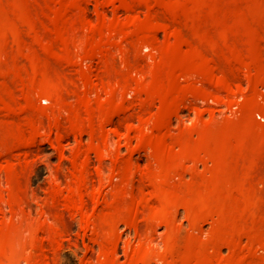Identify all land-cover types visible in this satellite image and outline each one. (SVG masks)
<instances>
[{
	"label": "rangeland",
	"instance_id": "obj_1",
	"mask_svg": "<svg viewBox=\"0 0 264 264\" xmlns=\"http://www.w3.org/2000/svg\"><path fill=\"white\" fill-rule=\"evenodd\" d=\"M29 1H31V2H29ZM29 1H27V0H24V1L23 0H15V1H13V0H11V2H10L8 0V2H5V3L2 2V0L0 1V3H1L0 4V22H1L0 31L3 33V35H2V33L0 32V37L2 39L1 41L4 42V43L0 42L2 44V45L0 44L1 47L4 48L3 52L0 53L1 54L0 55L1 56L0 57V66L2 68L3 67L4 68H10L9 69L10 72L12 70H14L11 73L8 70L9 75L6 76V74H7V73H5L6 69H4L5 70L4 71L2 68H0V84L2 82V84L0 85V88H2L0 91V96H1L0 98L2 100V101L0 100V106L3 107V108L1 107L3 110L0 108V120L5 119V118L6 119L13 118L14 114L16 116V112H17L18 117L16 116L17 117L16 118L14 116V120L10 119L11 121H15V119L20 120L21 119L20 117H22V119H21L22 122H21L20 126H18V127H8L7 126L4 128L3 125H0L1 131L2 132L4 131L3 136H2V132L0 131L1 132L0 133V139L1 138L3 139V140L2 139L0 140V143L2 141V143L0 144V148H1V150L4 149V152H3V150L0 151V158H1L2 154H4L3 157L0 159V165H1L0 166V264H233V261H235V260L239 261V260H237L238 256L240 258V261H243V263L246 262L247 259H250V261L252 262L250 264H253L252 260L257 262L258 264H259V262H261L260 264H262V262H264V260H263V258H264V231L262 232V234H263V236H262V234H258L255 229L252 230L251 225L248 226L251 223H247L248 225H246L244 227V225L241 222H244V220L245 221L250 220L249 217H244V219H242V217L239 216L242 220L241 219L239 220L238 217H235L236 222L238 224H240V226L243 225L242 229H244V231L241 229V227H238L239 225L236 224V222L233 223L234 222L233 216H232V218H231V216L229 217V218H231L230 221L231 220L233 221L231 223L227 221V220H229V218H227V215H225L224 217L223 216L220 217L217 215L212 216V215H206L205 214L206 218H204L203 214H201L202 220H200V217H199L200 213H196L194 210L193 211L191 210L192 207L193 208L195 207V204L193 203V202H195L194 200H192V202H191V200H182V199H178V198L175 199V198L171 197V194L169 193L170 184L173 185L172 183H175L176 185H179V184H177V183H179V182H177L179 180H180V183H183L186 180L188 181L190 177L192 178L196 174L194 172H196L197 170L201 171L200 170L201 164L199 162H186L185 166L183 167L182 170L176 169L175 171L172 172L170 168L163 165V161L166 160V158H167V154L165 155L163 148L161 150H158V153H157V151L154 152V150L151 149V147L148 148V146H149L148 143L145 140H143V138H142V136L144 137V136H146V134L151 132V130L153 128V125L151 122L154 121V118L156 117V113L158 115V109H159L158 107L159 106H158L157 102H152V103L148 104L147 99H146L147 93L143 92L144 90L142 91L141 88L144 87V83H145V85H147V83L149 82L148 79L151 80V78H152V77H150L152 74L151 70H153V68H154L153 65L155 64V61H157L156 60L157 51H156V49H154L151 46L154 44V42L158 43L161 40V38L163 40L164 39L163 37H165L164 34L169 35V33H171V30H167V28L170 29V27H169L170 25H173V23L169 25V23H171L169 18L171 17L172 19H175L176 21H178V20L180 21L182 18V20L183 21L185 20L186 22L192 21L194 18L196 20V17L211 20L212 12L217 11L220 13L219 15H220L221 20H222L225 18V14L228 11H231L230 8L233 6V3L235 0H227L228 2L226 0H224L225 3L222 0H217L221 4L219 2H217L216 0H205V1L204 0H194L193 5L191 3L189 4V1H187V3H186L183 0H178V1H182L183 4L176 1V0H170L171 2H166L169 0H164V1H162V0H146V1H148V3L147 2L145 3L144 0H134V3L132 2V0H129V1L128 0H126V1L125 0H118L119 3L117 2V0H114V1L111 0V2H110V0H103V1L102 0H99V1H97V0H77V1L76 0H54L53 1L52 0L51 2H50V0H29ZM32 1L33 2L36 1L37 3H35V2L33 3ZM161 1L165 2V3H161ZM172 1L174 2V4ZM231 1L233 3H231ZM236 1H238V0H236ZM239 1H249V0H239ZM123 2L125 3V6L122 5ZM152 2H154V3H152ZM159 2H160V4H159ZM190 2H192V0H190ZM195 2L197 3V5L200 3L201 5L200 4L198 5L200 7H198L195 4ZM201 2H203L204 4ZM2 3H3V5H2ZM205 3L207 4V7L209 6L208 9H205V8H207ZM229 3H231V4H229ZM132 4H133V7H132ZM153 4H155V5H153ZM162 4H163V7H161ZM165 4L167 7L169 6L170 9L172 8V6L175 5L173 7L174 10L173 9H171V10L175 11L174 12L175 14L174 13L173 14L176 17H173V16L169 17L166 15L168 13L165 12V8H166ZM228 4L230 6H228ZM222 5H224L225 7H223ZM81 6L82 7L84 6V7L81 8ZM149 6H151V7H149ZM189 6H190V8H189ZM217 6L218 7L221 6L222 8L221 7L218 8ZM226 6H228L230 8H228ZM120 7L123 8V10ZM125 7L126 8L129 7L133 12L129 8H127V10H125L126 9ZM135 7L136 8L138 7V8L136 9ZM146 7H149V8L147 9ZM195 7L200 9V10H197L199 13L195 10L196 9ZM75 8H76V10L78 9L79 11H76ZM159 8H161L162 10ZM223 8L227 9L228 11H225ZM192 9L194 10V12ZM210 9H213V10H210ZM219 9L225 11L226 13L220 11ZM98 10H100L101 12ZM136 10H137V12H136ZM140 11H142V12H140ZM155 11L157 12L156 13L157 15H155ZM177 12L179 15L177 14ZM190 12H192L193 14H191ZM99 13H101V14L99 15ZM134 13L137 16H134ZM188 13L192 16L191 17L189 15L191 18H193L192 20L187 15ZM141 14H143V15H141ZM146 14L148 16H151V18L153 17L152 18L153 21H151V20H150V22L147 21L149 24L144 23L145 25H147L146 28H145V25L143 28H142V26L138 28V24L136 25L135 23H137L138 21H139V23L142 21L144 22L145 21L144 19H146L148 17V16L146 17ZM80 15H82L83 17ZM132 16L135 17L134 21H133ZM162 16H165V17L162 18ZM178 16H180L179 17L180 19L177 20L176 18H178ZM187 16L189 17V19ZM77 17H78V19H77ZM85 17H86V19H85ZM112 17H114V20ZM115 17H117V18H115ZM131 17H132V19H131ZM143 17H145V18H143ZM158 17H160V18L158 19ZM166 17H168V18L166 19ZM110 18H111V20H110ZM118 18L121 21H118ZM161 18L167 20V22L163 21L161 24V22H160V21H162V20H160ZM87 19L91 20V21H89V25L92 26L91 27L92 31L90 29V26L88 27V21H86ZM95 19L97 22H94ZM100 19H101V21H100ZM112 20L114 21L113 25H110L112 23ZM116 20H117L118 24H116L114 26V23H117ZM128 20H130V23L128 22ZM71 21H73V22H71ZM92 21H93V23H92ZM102 21L104 23V26H103V24L101 26ZM154 21H156V22H154ZM222 21H225V19ZM78 22H80V23H78ZM106 22H108V23L105 26ZM121 22H126L127 24L121 23ZM153 22L155 23V25L150 24ZM158 22L160 23L161 26L163 25L164 28L157 25L156 23H158ZM32 23H34V24L32 25ZM4 24H5V26H4ZM8 24H9V26L11 24L12 25L14 24V25L13 26L11 25L12 26V28H11V26L10 27L7 26ZM83 24L86 27H84ZM27 25H29L28 30L31 33H29V31L26 30L28 28ZM68 25H70L71 28ZM72 25H74V26H72ZM79 25H81L84 29ZM98 25H100V28L104 27V28H102L104 30H100V32H99V29L97 30V28H99ZM134 25L136 26V30H137V28H138V30L133 33V35L136 33L135 34L136 36L134 35V37H133L132 34H128V33L133 32L132 28L135 30ZM148 25H151V28ZM164 25H168V26H164ZM24 26H27V28H25ZM35 26H37V28ZM40 26H42V27H40ZM108 26H111V27L114 26L115 28L113 27V30H112V28L109 27V29H108ZM154 26H155V29L153 28V30H152V27H154ZM1 27H2V29L4 27V29H3L4 31L1 30ZM31 27H32V29H31ZM68 27L70 28L71 33H70V31H68L69 30ZM120 27H122V28H120ZM165 27H167V28L165 29ZM93 28H94V30H93ZM123 28L125 29V31ZM147 28L149 29L150 32H153L152 36L154 37V35H155L156 38L155 37L154 38L157 41L154 38H152V40L147 38V33H149ZM9 29L12 30V33L10 32ZM13 29H15L17 32ZM66 29H68V30H66ZM86 29H88L89 31L88 30L85 31ZM5 30L8 31L9 33L8 32L4 33ZM78 30L81 32V34ZM126 30H127V32H126ZM145 30H147V33ZM161 30L164 34H162V32H160ZM35 31H36V33H35ZM107 31H108V33H106ZM119 31H122L120 36L121 35L123 36L124 33L126 35V33H127L126 36L125 35L123 36L122 40H120V36L117 37L118 36L117 34L120 33ZM168 31H170V32H168ZM77 32H78V37H77ZM138 32L144 33V34L141 35ZM13 33H14L15 37L13 35H11L12 37H9L8 34H13ZM85 33H86V35H85ZM95 33H97V34H95ZM5 34H7L6 36H8V37H6ZM87 34H88V36L95 34V36L93 35L94 38L92 36H90L92 38V41L94 39L93 42L91 41V38L87 36ZM99 34H101L102 37L99 36ZM72 35L74 36V38L75 37L76 38L74 39ZM96 35L101 39L100 40L98 38L101 42H99L98 39L96 40V38H97ZM111 35H113L112 38H111ZM81 36H85L86 39L84 38L85 39L84 40L83 37H81ZM105 36H106V38H105ZM128 36H129V39H128ZM161 36H163V37H161ZM31 37L35 38V41L32 40ZM14 38H16L17 40H15ZM71 38L73 39V41L71 40ZM78 38H79V40H78ZM107 38H109V39H107ZM136 38L139 40H136ZM157 38H159V40ZM3 39L4 40L6 39V40L4 41ZM7 39L11 43H12V41H14V44L19 43L21 46L19 44L18 45L21 47L22 50L20 48H18V46L16 44H15V46L17 48H15V46H11L12 48L8 47L10 44L7 45L9 43V41ZM11 39H12V41H11ZM58 39H60L63 42V44H60L62 42L58 41ZM105 39L108 40V41L106 40L107 43L105 42ZM38 40H41V41L38 42ZM129 40H131V41H129ZM76 41H78L79 44L81 43L80 46L82 48L78 46L79 44ZM96 41H98V42H96ZM127 41H129V43ZM53 42H54L55 46L58 48V52H57V50H54L56 47L53 46L54 45ZM57 42H59V44H57ZM36 43L38 45H40V47H38V46L36 47ZM42 43L45 46H43ZM89 43L91 45H92V43H94L95 46H93V45L92 46L95 48V50L92 46H90L92 49L87 45L85 46V44L90 45ZM99 43L101 45H99ZM120 43H122V44H120ZM3 44H5V45H3ZM14 44L12 43V45H14ZM33 44H35V45H33ZM71 44H73V45H71ZM130 44L132 46H130ZM107 45L111 46V48H109V47H108L109 49L106 48ZM154 45H156V43ZM6 46L8 47V50L9 49L12 50L11 52H10V50L8 51V52H10V55H11V56H9V58L6 57V55H5V54L8 55V52L6 50L7 49ZM30 46H31V49H30ZM102 46H104V47H102ZM114 46L116 48H118V51H115L116 49L114 48ZM76 47H77V49H76ZM86 47H88L91 50V52L94 53L93 54L94 57L90 53V50L86 51V49H85ZM101 47L104 51L101 49ZM33 48L34 49L38 48L39 52H38V50L36 51ZM78 48L81 50H78ZM123 48H125L126 50H124ZM155 48H157V47L155 46ZM23 49L24 50L28 49V51L30 53L25 52ZM105 49L109 50L107 53L111 52L112 54L110 53V56H109V54L107 55V53L105 52L107 50H105ZM121 49L123 50L122 52H121ZM31 50H32V53H31ZM84 50L86 51L87 56H88V54L89 55L91 54L90 55L91 57L88 56V57H90V59H88V57L86 58V55L82 54L83 52L85 53ZM99 50H102L101 52H102V54L104 53L105 57L103 55L100 56L101 54H100ZM20 51H22V53L24 52L23 54H21V59H20V57L18 58V56H20ZM78 51H81V52H79V54H78ZM96 51L98 52V54L96 53ZM52 52L54 53V55ZM41 53L43 54V57H42ZM47 53L48 54L50 53L49 57H51V58H49L47 56L48 55ZM56 53H57V55H56ZM95 53L97 54V56ZM115 53H116V55H115ZM125 53L128 56L127 58H126ZM14 54L15 55L17 54L18 60H16V57ZM24 54H28V55L32 54V58H31V56H28V58L30 57L28 59L27 56L24 57ZM39 54H41L40 56L42 58H44V61L42 60V58L39 57ZM76 54L78 55L79 59L76 58L77 57ZM80 54H81V56L83 55L82 58H81V56H79ZM128 54L129 55L131 54V56H132L131 61L132 62L130 61V56ZM121 55H122V57H121ZM74 56H76V57H74ZM107 56L111 57V59H114L113 60L114 62H118L120 60L123 64L119 62V64H120V66H119L118 63H116V64L113 63L111 61V59H110V62H108ZM2 57H4V58H2ZM5 57L8 60H6ZM10 57H11V59H10ZM54 57L56 59H53ZM99 57H101V58L99 59ZM115 57H117V58H115ZM118 57L120 58L119 60H118ZM22 59L26 60V63ZM30 59L32 61H30ZM71 59H73V61ZM91 59H93L92 63L90 62ZM102 59L104 61L107 60L105 62L106 64L111 63V66L113 68L110 67V70L105 68L107 65L106 64L103 65L104 62ZM115 59H117V60H115ZM123 59H125V61ZM153 59L155 61H153ZM77 60L78 61L80 60V61L77 62ZM86 60H87V62H85ZM94 60H96V62ZM27 61H29V62H27ZM36 61H37V63H36ZM93 61L95 62V64ZM148 62L152 65H150V64H149L150 66L147 65ZM152 62H154V63H152ZM27 64H28V66H26ZM92 64H94L95 66ZM113 64L118 65V66L115 67ZM78 65H79V67H78ZM84 65L87 68L91 67L92 70H88L89 68L86 70L85 69L86 67H84ZM11 66H13V67H11ZM103 66L106 69L105 70L103 68L105 71H103V69L102 70L100 69ZM26 67L28 69H30V71L32 73L30 71H28L26 69ZM30 67H32V68L34 67L35 69L32 70V68H30ZM71 67H74V68L72 69ZM75 67H78L79 70ZM117 67H119V68H117ZM120 67H122V70H124L123 72H122V70H120L121 69ZM124 67H126V68L124 69ZM148 67H149L150 74L147 70ZM11 68H12V70H11ZM35 70H37L36 73H38V74H36V75L38 76L39 79L37 78V76L34 73ZM26 71L29 74V75L27 74L29 82L28 81L26 82V80H27L26 79L27 78L26 77ZM79 71H81L80 72L81 74L79 73ZM114 71H116V72H114ZM98 72L101 75H99ZM33 73H34V76H32ZM42 73L44 74V76L42 75ZM88 73L91 75H88ZM92 73H93V75H92ZM109 73H111V74H109ZM112 73H115L116 75L112 74ZM146 73H148L150 75L149 78H147L148 75ZM17 74L21 75L22 77L16 76ZM85 74L88 77H86ZM118 74L120 75L119 78L117 77ZM10 75H12L13 77L11 78ZM80 75H81V78L83 77L82 79L80 78ZM72 76H74V77H72ZM90 76H91V78H90ZM104 76L105 77L107 76L108 79H110V82L112 81L113 83L112 82L107 83V81H106L107 77L105 78ZM2 77H6L7 79L5 80ZM40 77L41 78L44 77V81L41 84H39L41 81ZM101 78H103V80ZM115 78H116V80H115ZM24 79H26V80H24ZM72 79L75 80L76 82L73 81ZM84 79L87 82H85ZM145 79H147V80H145ZM183 79H186V77L185 78L184 77L183 78L178 77V82L182 81ZM14 80H15V82H14ZM21 80L22 81L24 80V81L22 82ZM120 80H121V82H120ZM6 81H8V83ZM80 81H81L82 86L79 85ZM99 81H101L102 83ZM145 81H147V82H145ZM17 82H20V83L18 84ZM84 82H85V85L83 84ZM88 82L90 84H88ZM75 83H76V85H75ZM97 83H98V85H97ZM104 83L107 84V86L104 85ZM119 83L120 84L122 83V86H120ZM141 83H143V84H141ZM3 84H5V85H3ZM9 84H11V86ZM15 84H18V85L14 86ZM20 84H22V85L20 86ZM35 84L37 86H35ZM109 84H111V85L109 86ZM139 84H140V86H139ZM17 86H18V88H20V87L21 88L17 89L16 88ZM92 86H94V87L92 88ZM117 86L120 87L119 89H121V92L117 88ZM76 87L78 88V90L76 89ZM81 87H82V89H81ZM103 87H104V89H103ZM105 87H106V89L108 88L107 90L110 94L107 92ZM94 88H95V91H94ZM98 88H99V90H97ZM7 89L10 91L9 93H7L8 92ZM26 89H27V94H26ZM30 89H32V90L30 91ZM79 89H81V90H79ZM87 89H89L92 93L89 90L87 92ZM100 89H101V91H100ZM21 90H22V92H21ZM3 91L6 93H4ZM14 91H16V92H14ZM17 91L20 92V94L19 93L17 94ZM116 91H117V93H115ZM140 91H142L143 93ZM72 92L74 93L75 96L77 95L76 98L74 96H72L73 95ZM102 92H103V94H102ZM3 93L5 94L4 96H3ZM23 93H25L26 95H24ZM28 93H30V95ZM71 93H72V95H71ZM6 94H8L9 96ZM96 94L98 95V98H97ZM112 94L114 96H117L119 98L120 102L122 103L121 111L123 113H121L120 111L118 112V110H119L118 107L120 106L121 103L117 104V102L119 103L118 98L114 97ZM83 95H85L86 97L87 96H90V97H88V100H86L85 99L86 97ZM99 95L101 97H99ZM106 95L108 96V99H106V101H104L103 99L106 98L105 97ZM121 95L122 96L124 95V96L122 97ZM6 96H8V98ZM11 96H13L14 100H17L20 109H17V106H15L17 103H15V101L13 102V98ZM223 96L226 99H224ZM223 96H222L223 100L220 102V105L222 103L223 104L225 103L224 100H226V103H225L226 105L225 104H224V106H222L223 104L221 105L225 109V110L222 109L223 111L222 110L221 111L222 112L225 111L226 113L225 112L224 113L221 112V113L225 116H230V117L233 114H237L238 113L237 111H240L239 105L242 104L241 101L243 99L241 100V98H237V99H239V100H237L235 98V102H236V105H235L234 101L228 102L227 97L224 94H223ZM4 97L7 98L8 102L5 101L6 99H4ZM10 97H11V99H10ZM77 97H81V98H77ZM91 97H93L96 100V101L94 100L95 103L98 100L101 102V103L100 102L96 103V104L99 103L98 107L96 105L94 107L93 106L94 104L92 105V103H94V102L91 101V99H92ZM120 97L122 98V101H121ZM208 98L206 100H204L203 98H200L202 101H200V99L197 98L198 104H199V102H200V104H202V105L199 104V106L203 107L206 104H212L213 103L212 101H214L213 104L216 103L213 98H211V97H208ZM72 99L77 100V102L75 101L76 106H74L76 109L72 106V104L74 103V102H72L73 101ZM83 99H85V100L83 101ZM80 100H82V101H80ZM109 100H110V102H111V100L112 101L114 100L113 102H111L112 108L110 107V110L107 107V106H110V103H107V102H109ZM124 100H125V103H124ZM9 101L11 102V104L12 103L13 104L11 105ZM20 101H21V103L24 104V106L25 105L27 106V107H25L26 110L24 109V106L20 103ZM141 101H142V103H141ZM204 101L205 102L207 101V102L205 103ZM3 102L4 103L6 102L5 103L6 107L3 106L4 104L3 105L1 104ZM83 102H84V104H83ZM86 103L88 105L90 104L89 108L91 109V111L89 110V108H87L88 106H85V105H87ZM115 103H116V105H115ZM137 103L139 104V106H137L138 105ZM79 104L82 106L81 109H78V107L80 108ZM7 105H9V110H10V113L12 112L11 113L12 116L9 113V110H7L8 109ZM13 105H14V107H13ZM73 105H75V104H73ZM114 105H115V107H114ZM186 105L182 106V108L180 107L179 110H176V112H175L176 114L175 113L173 114L174 117L173 116L170 117V120H169L168 124L166 125V127L168 126V128H166V129H168V131H176L178 129L186 130L187 129L186 127H188V128L192 127L191 126L192 124L190 125V122L193 123V125L195 127V122L197 119L196 118L193 119V117H197V114H194L193 112H195V110H192L190 107L188 108ZM5 108H6V111L4 110ZM12 108L15 109L16 111L11 110ZM113 108H115V110H117V112H115V114L113 112L114 111ZM234 108H235V110L236 109L237 110L235 111ZM21 109H24V110H21ZM104 109L108 110L109 114L108 113L107 114L109 115V117H108V115H106L107 111ZM146 109H148V111ZM86 110L88 111V114H87ZM257 110L253 111V118H255L254 119L255 121H258L257 123H262L263 121H261L257 117L258 115H256V114H258V112H259V114H262L264 116V113H261V111H262L261 109H260L261 111L260 110L257 111ZM4 111L5 112L8 111L7 115L3 114V113H5ZM19 111H21V113ZM23 111H26L28 113L29 121H28V116L25 115L27 113L23 112ZM104 111H105V114H104ZM110 111H112V113ZM254 112H255V114H254ZM125 113H127V115ZM128 114H129V116H128ZM148 114L150 117L148 116ZM217 114H219V113H217ZM9 115H10V117H9ZM87 115H88V118H87ZM93 115L95 117H93ZM103 115H105V118ZM124 115H125V117H124ZM194 115H196V116H194ZM26 116H27V118H26ZM84 116L86 118H84ZM122 116H123V119H119V118H122ZM131 116H132V119H131ZM143 116H144V119H143ZM30 117L34 118L35 120H32ZM116 117H117V119H116ZM95 118H97V119H95ZM101 118H103V120L105 119V121H102ZM148 118H150V120H148ZM180 118H182V119H180ZM187 118H188L189 122L186 120ZM256 118L258 120H256ZM140 119L141 120L143 119L144 122L143 121L142 122L144 124H146L147 130L143 129V128H145V125L142 126L143 124H141ZM183 119H184V121H182ZM26 120L28 121L27 124L24 123V121H26ZM99 120H101L100 123H99ZM121 120H122V122H120ZM123 120H125L127 123L124 122V124H123ZM192 120H193V122H192ZM89 121H91V122L89 123ZM146 121L148 122V124ZM177 121L179 122L180 126L177 125L178 124ZM34 122L35 123L37 122L36 123L37 125L34 124ZM118 122H119L120 126L118 125ZM170 122H171V124H170ZM149 123H151L150 124L151 128L149 127ZM108 124H110V125H108ZM122 124H123L124 128H123ZM125 124H126V126H125ZM128 124H129V126H128L129 129L127 128ZM138 124H140V125H138ZM28 125H29V127H26ZM103 125H105V126H103ZM30 126L34 127V128L32 127L34 129L32 132L29 130L31 128ZM90 126H91V128H90ZM108 126H109V128L111 127V130H109ZM114 126L115 127L117 126L116 129L114 128ZM118 126L121 128H119ZM137 126L140 128H138ZM160 126L161 125L157 126V128H159L158 131L162 130V132H163L165 127L162 126V128H160ZM21 127H24V128H21ZM131 127L134 130L137 128L135 131L137 133H138V131L140 134L144 132L143 133L144 135H139V134L134 133L133 132L134 130L131 131ZM14 128H15V131L18 130L19 133L20 134L22 133V136H24V137H22L21 140H19V138H20L19 133H18V136H16V137L14 136V134H15ZM19 128H21V130ZM117 128H118V130L120 129V131H119L120 134L118 133ZM4 129H6V131ZM113 129H114V131H113ZM8 130L10 131V133ZM148 130H150V132ZM11 131H12V133L13 132L14 133L12 134ZM111 131H112V133H111ZM108 132H109V134H108ZM105 133H106V135H105ZM9 134L10 135L12 134V135L8 136ZM32 134H33V137H32ZM113 134H115L116 137H114ZM117 134H118V136H117ZM134 134H135V136H134ZM59 135H61V137H59ZM192 136H194V135H192ZM27 137H29V139ZM135 137H137L139 140H142L143 143H146V146L144 144H142V142H139V145H138V139H136ZM6 138H8V139H6ZM9 139H11V141ZM15 140H18V144H16ZM24 140H26L27 142L26 143L23 142ZM104 140L107 143H104ZM3 141H5L7 144H5V142H3ZM20 141H22V142L20 143ZM32 142L34 143V146H33ZM3 143L5 144V146ZM10 143H13L12 146ZM19 143L22 146L20 145V147H19ZM23 143H25V144H23ZM27 145L30 148H28ZM130 145H131L130 149H132V150L129 149ZM134 146L137 148V150ZM13 147H14V150H16V151L13 150ZM16 147H17L18 151H17ZM24 149H25L26 153L24 152ZM138 149H140V150H138ZM5 150H6V152H5ZM128 150L131 151L132 153H130ZM8 151H9V153H8ZM113 151L116 153H114ZM137 151H138V153H137ZM13 153H15L16 155L14 154V155L10 156V154H13ZM17 153H18V155H17ZM24 153H25V156L22 157L24 155ZM109 153L110 154L112 153L111 156L109 155ZM151 153L154 154L153 157H152ZM113 155H115L116 157ZM157 155H158V157H157ZM131 156L133 157V162H134V160H136L138 162V164L136 162H134V164H133ZM125 157L129 159V162H127L128 159H126ZM119 158L122 160L121 161L122 163H123L124 158H125L126 159L125 162L127 165L125 163L122 164L119 161ZM3 159L5 160L4 162H3ZM154 159H155V162H154ZM6 160H9L10 164H12V162H13L12 167L10 164H8V165H10L12 170L6 169V168H9L8 166H6L7 165ZM28 161H30L29 166H28ZM115 161H117V162H115ZM15 162H16V164H15ZM17 162L20 163V165H24V164L26 165V167L24 166V171L27 170V171H25V172H27V175L24 174L25 172L23 171V168L20 165H19V169H18ZM21 162H23V163L21 164ZM152 162H153V164H152ZM3 163L4 164L6 163V165H3ZM151 164H152V166H150ZM13 165H15L16 168ZM206 165H207V163H206ZM155 166H157V170L155 169L156 168ZM137 167L140 169L139 171H137L138 170ZM191 167H192L193 171L194 170H196V171H194V172L191 171L190 170ZM13 168H14V172H13ZM19 170L22 172L20 173ZM151 170L154 171V173L153 172L151 173L150 172ZM8 171L11 173L12 177H8V176H10ZM11 171L13 172V174H15V176H13ZM139 172L141 174H139ZM148 172H149V175H147ZM18 173H20V175ZM22 173L24 174V176L26 178L23 176ZM143 173H146V176H148V178L145 175H143ZM21 176L25 179L21 178ZM155 177H156V179H155ZM140 179H141V182L145 184V186H143V184L141 182H139ZM11 180H13V182ZM14 180H15V182H14ZM8 182H12V184L10 185V184H8ZM24 182L26 185H24V187H22L21 184L23 185ZM138 182H139V184L141 183L140 184L141 186L138 184ZM16 183H17V185H15ZM164 183H165V185H164ZM168 184H169V186H168ZM13 185L18 190L17 189L14 190V188L12 190ZM137 185H139V187ZM10 186H11V188H10ZM6 188L9 191H6L7 190ZM23 190H25L26 194ZM140 190L141 191L143 190V191L141 192ZM13 191H14V194L17 193L18 197H20L22 200H20V198H17V200H18L17 201L14 198L16 194L13 197V193H12ZM165 191L167 193H165V196H164L163 192H165ZM10 192L12 193L11 194L12 196H10V194H9ZM143 192L145 193V195H143ZM140 193H142L141 196H139ZM152 193H154L156 195H154ZM21 195L23 197L27 196L26 199H25V197L22 198ZM133 195L134 196L136 195V197H139V198H143V201H142V199L138 200V202L140 204L142 203L143 205L142 204H141V206L138 205L139 203L137 204V200H136V198H133L134 197ZM147 195L149 198H147ZM9 196H10V199H9ZM143 196H145L147 199ZM12 197H13V199H15L17 202H20L21 204L15 202V200L11 199ZM163 197H164V199H163ZM24 199H25V201H23ZM148 199H149V201H151V200L153 201V202L151 201L152 204H151V202L148 201ZM155 199H157V200H155ZM161 200H163V202ZM178 200H180V201H178ZM12 202H15V203H13V205L14 204L16 205V208H14L15 210L13 209L14 206H12V204H10ZM144 202L147 204L145 205ZM158 202L163 203L162 207L160 206L161 203L159 205ZM133 203L134 204L136 203L138 206L136 204L134 206ZM148 203L151 206H148ZM155 203H158V207H157L158 209L153 208L154 206H152V205H155ZM18 204L22 205V206L18 207ZM189 204L191 205V207H188ZM131 205H133V207ZM10 206L12 209L10 208ZM145 206H147L148 208H146ZM17 207L20 209L17 210ZM109 207L110 208L112 207L111 211L109 210L110 209ZM129 207L131 210H128ZM159 207H161V208H159ZM116 208H118V209H116ZM151 208H153V211L150 214ZM112 210H113V212H112ZM119 210L121 212H118ZM125 210H128V212ZM124 211H125V214H124ZM106 212L108 215H110V214L111 215L115 214V215L114 216H108L106 214ZM127 213H129L130 215L129 214L127 215ZM131 213H133L134 215ZM144 213H145V216H144ZM104 214L107 217H105ZM116 214H117V216H116ZM150 215H151V218L149 217ZM103 216H104V218H103ZM147 216H148V218H147ZM127 217H129V218H127ZM197 217L199 218L200 222H199ZM212 217H214V218H212ZM216 217L217 218L220 217L219 219L224 218L225 221L222 219L219 222L218 220H216L217 219ZM143 218L145 221L143 220ZM146 218L151 223H149ZM194 218L197 220V222ZM130 219H131V221H130ZM134 220H135V222H134ZM226 221L229 224H226ZM147 222L149 224H147ZM212 222L216 223V224L214 225ZM223 222H225L224 225H222ZM194 223H195V226H193ZM244 223L246 224V222H244ZM135 224H136V226H135ZM176 224L178 227L176 226ZM231 224L233 226L235 225L236 227L231 226ZM133 225L135 227H133ZM147 225H149V227H151V228L148 229ZM212 225L214 226V228ZM170 226L173 228L171 229ZM195 227L197 229L196 231H195ZM224 227L231 228V232L229 231L230 229H228V228H226L227 229V231H226ZM246 227H249L250 229L246 228ZM143 228L146 232L143 231ZM174 228H175V231H174ZM237 228H239V230ZM222 229H223V231H225L226 234L225 233L223 234L220 232V230H222ZM240 229L242 231H240ZM247 229H248V231H247ZM179 230H180V233H178ZM245 230L247 231V234H243L244 232H246ZM249 230H250V232H249ZM49 231L52 233V234H50L52 237H50V235L48 233ZM173 231L176 233H174ZM210 231L214 235H211ZM253 231H255V233ZM189 232L191 234L187 235ZM227 232H229L230 234H233V236L231 237L230 234L228 233L229 237L228 238L225 237L227 235ZM251 232H253V234ZM167 233H169V235H168L169 238L175 237L176 239L168 240L169 238L167 237ZM181 233H183L182 236H181ZM184 233H186L187 236ZM193 233H195V235ZM196 233L198 235H196ZM176 234H178V235H176ZM255 234L258 235V238L260 240H258L256 238L257 236H255ZM209 235L211 236V238L209 237ZM172 236H174V237H172ZM177 236H180V237H177ZM189 236H191V239H189L190 238ZM193 236H195V238H193ZM213 236H215V238ZM217 236H219L221 238H219ZM235 236L236 237L239 236V238H234ZM177 238L182 239V240L179 241V239L177 240ZM205 238H206V241H205ZM261 238H263V239H261ZM192 239H195V240L193 241ZM196 239H199V241ZM218 239L220 240V242H218L219 241ZM227 239H230V240H227ZM231 239H233V240H231ZM173 240H175L176 242L178 241V243L174 242ZM190 240H191V242H190ZM171 241H173V243ZM209 241H210V243H209ZM211 241L217 242L218 245L216 243L212 244ZM169 242H171L172 244L171 243L169 244ZM188 242L191 244H189ZM192 242L195 243L194 248H193L194 243L192 244ZM183 243H185V245ZM168 244H169V246H168ZM200 244H201V247H200ZM180 245H181V247H180ZM250 245H251V247H250ZM186 246H188V247L186 248ZM203 246H204V248H203ZM205 246H206V249H205ZM182 247L185 249H182ZM239 247L242 249H237ZM248 247L250 248V251H249ZM243 248H244V250H243ZM212 249L213 250L216 249L215 251H217V252L214 251L216 253V257L215 256L213 257V255H215V254H214ZM205 250H207V252H205ZM241 250L244 252H242ZM246 250H248L249 253ZM190 251L192 254L190 253ZM237 252L240 255L234 256V254H236ZM239 252H242L244 254L239 253ZM245 252L248 254L246 255ZM210 253H211V255H210ZM231 253L233 255V256L232 255L231 256L234 258H231L229 256ZM241 255L244 256V257H242L243 259L241 258ZM245 256H247V257L245 258ZM248 256L251 258H248ZM254 256H256L257 259ZM260 256H263L262 261H260L261 260ZM259 257H260V260H259ZM213 258H215V260H213ZM256 260H258V261H256ZM248 261H247V263H248ZM235 263L238 264V262H235ZM241 263L242 262H240V264ZM244 264H246V263H244Z\"/></svg>",
	"mask_w": 264,
	"mask_h": 264
},
{
	"label": "bare ground",
	"instance_id": "obj_2",
	"mask_svg": "<svg viewBox=\"0 0 264 264\" xmlns=\"http://www.w3.org/2000/svg\"><path fill=\"white\" fill-rule=\"evenodd\" d=\"M0 1H1V0H0ZM9 1L11 2V0H9ZM13 1H15V0H13ZM23 1H24V0H23ZM27 1H29V0H27ZM51 1H52V0H50V2H51ZM53 1H54V0H53ZM76 1H77V0H76ZM97 1H99V0H97ZM102 1H103V0H102ZM113 1H114V0H113ZM125 1H126V0H125ZM128 1H129V0H128ZM144 1H145V3H146V2L148 3V1H146V0H144ZM162 1H164V0H162ZM162 1H161V3H165V2H162ZM176 1H178V0H176ZM183 1L186 2V3H187V1H189V4H190V3H191L192 5L194 4V3H193L194 0H192V2H190V0H183ZM204 1H205V0H204ZM216 1H217V0H216ZM222 1L224 2V0H222ZM226 1H227V0H226ZM235 1H236V0H235ZM256 1H257V0H256ZM256 1L254 0V2H256ZM2 2L5 3V2H8V0H7V1H6V0H2ZM10 2H9V3H10ZM29 2H31V1H29ZM32 2H33V1H32ZM34 2L37 3L36 1H34ZM34 2H33V3H34ZM39 2H40V1H39ZM48 2H49V1H48ZM71 2H72V1H71ZM78 2H79V1H78ZM78 2H77V3H78ZM83 2H84V1H83ZM89 2H90V1H89ZM104 2H105V1H104ZM110 2H111V0H110ZM117 2L119 3L118 0H117ZM132 2L134 3V0H132ZM135 2H136V1H135ZM166 2H171V1L169 0V1H166ZM172 2H173V1H172ZM178 2H180V3L183 4L182 1H178ZM209 2H210V1H209ZM217 2H219V1H217ZM227 2H228V1H227ZM227 2H226V3H227ZM238 2H239V0H238ZM240 2H241V1H240ZM243 2H244V1H243ZM257 2H258V1H257ZM261 2H262V1H261ZM73 3H74V2H73ZM75 3H76V2H75ZM87 3H88V2H87ZM130 3H131V2H130ZM139 3H140V2H139ZM145 3H144V4H145ZM152 3H154V2H152ZM201 3H203V2H201ZM210 3H211V2H210ZM219 3H220V2H219ZM224 3H225V2H224ZM231 3H233V2L231 1ZM231 3H229V4H231ZM236 3H237V2H236ZM236 3H235V4H236ZM249 3H250V0H249ZM251 3H252V1H251ZM0 4H1V3H0ZM85 4H86V3H85ZM135 4H136V3H135ZM140 4H141V3H140ZM159 4H160V2H159ZM173 4H174V2H173ZM173 4H172V5H173ZM189 4H188V5H189ZM195 4L197 5L196 2H195ZM199 4H200V3H199ZM199 4H198V5H199ZM203 4H204V3H203ZM205 4H206V3H205ZM220 4H221V3H220ZM229 4H228V6H230ZM247 4H248V3H247ZM262 4H263V2H262ZM2 5H3V3H2ZM122 5L125 6V3L123 2ZM127 5H128V4H127ZM138 5H139V4H138ZM138 5H137V6H138ZM153 5H155V4H153ZM153 5H152V6H153ZM198 5H197V6H198ZM200 5H201V4H200ZM236 5H238V4H236ZM239 5L242 6L243 4H242V5L239 4ZM252 5H253V4H252ZM260 5H261V4H260ZM119 6H120V5H119ZM119 6H118V7H119ZM130 6H131V5H130ZM135 6H136V5H135ZM139 6H140V5H139ZM139 6H138V7H139ZM165 6H166V4H165ZM174 6H175V5H174ZM174 6H172L171 9L174 10V8H173ZM185 6H186V5H185ZM190 6H191V5H190ZM190 6H189V8H190ZM214 6H215V5H214ZM214 6H213V7H214ZM222 6L225 7L224 5H222ZM228 6H226V7H228ZM261 6H263V5H261ZM83 7H84V6H83ZM83 7L81 6V8H83ZM122 7H123V6H122ZM132 7H133V4H132ZM138 7H137V8H138ZM149 7H151V6H149ZM149 7H146V8L148 9ZM153 7H154V6H153ZM156 7H157V6H156ZM161 7H163V4L161 5ZM176 7H177V6H176ZM198 7H200V6H198ZM202 7H203V6H202ZM206 7H207V4H206ZM208 7H209V6H208ZM208 7L205 8V9H208ZM215 7H216V6H215ZM217 7H218V6H217ZM219 7H221V6H219ZM219 7H218V8H219ZM234 7H235V6H234ZM238 7H239V6H238ZM244 7H245V8H244ZM255 7L258 8L257 6H255ZM101 8H102V7H101ZM101 8H100V9H101ZM120 8H121V7H120ZM125 8H126V7H125ZM127 8H129V7H127ZM127 8H126L125 10H127ZM135 8H136V7H135ZM137 8H136V9H137ZM139 8H140V7H139ZM154 8H155V7H154ZM168 8H169V9H168ZM177 8H178V7H177ZM195 8H196V7H195ZM221 8H222V7H221ZM228 8H230V7H228ZM231 8H232V7H231ZM231 8H230V10H231ZM242 8H244V10H245V9L247 8V6H244V5H243ZM248 8L250 9V6H249ZM79 9H80V8H79ZM117 9H118V8H117ZM121 9L123 10V8H121ZM129 9H130V8H129ZM157 9H158V8H157ZM159 9H161V8H159ZM171 9H170L169 6H168V7L166 6V8H165V12L169 14V15H168V14H166V15L169 16V17H170V16L176 17V16H174V14H175L174 12H175V11H173V10H171ZM203 9H204V8H203ZM223 9H224V8H223ZM232 9H233V8H232ZM254 9H255V8H254ZM261 9H262V8H261ZM75 10H76V8H75ZM101 10H102V9H101ZM130 10H131V9H130ZM149 10H150V9H149ZM161 10H162V9H161ZM187 10H188V9H187ZM192 10H193V9H192ZM192 10H191V11H192ZM195 10L197 11V10H200V9L196 8ZM210 10H213V9H210ZM217 10H218V9H217ZM219 10H220V9H219ZM224 10H225V11H228L227 9H224ZM238 10H239V8H238ZM240 10L243 11L242 9H240ZM240 10H239V11H240ZM255 10H256V9H255ZM257 10H258V9H257ZM76 11H79V10L77 9ZM98 11H100V10H98ZM131 11H132V10H131ZM134 11H135V10H134ZM142 11H143V10H142ZM142 11H140V12H142ZM147 11H148V10H147ZM172 11H173V12H172ZM178 11H179V10H178ZM185 11H186V10H185ZM201 11H202V10H201ZM204 11H205V10H204ZM207 11H208V10H207ZM220 11L225 12V11H223V10H220ZM239 11H238V12H239ZM251 11H252V10H251ZM80 12H81V11H80ZM100 12H101V11H100ZM132 12H133V11H132ZM136 12H137V10H136ZM136 12H135V13H136ZM145 12H146V11H145ZM145 12H144V13H145ZM151 12H152V11H151ZM163 12H164V11H163ZM163 12H162V13H163ZM193 12H194V10H193ZM197 12H198V11H197ZM209 12H210V11H209ZM232 12H233V14H234V11H233V10H231L229 14L232 15ZM235 12H236V14H238V12H237L236 9H235ZM245 12H246V11H245ZM96 13H97V12H96ZM135 13H134V16H137V15H135ZM156 13H157V12L155 11V15H157ZM173 13H174V14H173ZM182 13H183V12H182ZM190 13L193 14L192 12H190ZM198 13H199V12H198ZM200 13H201V12H200ZM214 13L216 14V11H215ZM225 13H226V12H225ZM225 13H224V14H225ZM248 13H249V12H248ZM257 13H258V11H257ZM77 14H78V13H77ZM100 14H101V13H99V15H100ZM118 14H119V13H118ZM153 14H154V13H153ZM164 14H165V13H164ZM177 14H178V12H177ZM183 14H184V13H183ZM217 14H218V13H217ZM246 14H247V13H246ZM249 14H250V13H249ZM78 15H79V14H78ZM129 15H130V14H129ZM139 15H140V14H139ZM141 15H143V14H141ZM162 15H163V14H162ZM178 15H179V14H178ZM180 15H181V14H180ZM187 15L189 16L190 14L188 13ZM201 15H202V14H201ZM205 15H206V14H205ZM213 15H214V14H213ZM213 15H211V16H213ZM222 15H223V14H222ZM222 15H221V16H222ZM225 15H226V14H225ZM239 15H240V14H239ZM242 15H244V14L242 13ZM242 15H241V16H242ZM247 15H248V14H247ZM247 15H246V17H247ZM255 15H256V14H255ZM260 15H261V17H262V14H260ZM263 15H264V14H263ZM80 16H82V15H80ZM96 16H97V15H96ZM134 16H132V17H133V21L135 20V17H134ZM147 16H148V15L146 14V17H147ZM185 16H186V15H185ZM188 16H187V17H188ZM190 16H191V15H190ZM190 16H189V17H190ZM202 16H203V15H202ZM227 16H228V15H227ZM235 16H236V15H235ZM241 16H240V17H241ZM244 16H245V15H244ZM82 17H83V16H82ZM104 17H105V16H104ZM132 17H131V19H132ZM141 17H142V16H141ZM148 17H149V18H148ZM148 17H147L146 19H144V20H145L144 22L142 21V22L139 23V21H138L137 23H135L136 25L138 24V28L141 27V26H142V28H143L144 25H145L146 23L150 22V20L153 21V20H152L153 17H152V18H151V16H148ZM164 17H165V16H162V18H164ZM179 17H180V16H178V18H176V19H177V20L180 19ZM183 17H184V16H183ZM189 17H188V19H189ZM191 17H192V16H191ZM191 17H190V18H191ZM200 17H201V16H200ZM204 17H205V16H204ZM207 17H208V16H207ZM236 17H237V16H236ZM242 17H243V16H242ZM263 17H264V16H263ZM94 18H95V17H94ZM97 18H98V17H97ZM112 18H113V20H114V17H112ZM115 18H117V17H115ZM143 18H145V17H143ZM143 18H142V19H143ZM150 18H151V19H150ZM159 18H160V17H158V19H159ZM162 18L160 19V20H162V21H160L161 24H162L163 21H164V22H165V21L167 22V20L162 19ZM167 18H168V17H166V19H167ZM184 18H185V17H184ZM205 18H206V17H205ZM212 18L215 20L214 17H212ZM212 18H211V20H212ZM216 18H217V16H216ZM237 18H238V17H237ZM247 18H248V17H247ZM257 18H258V17H257ZM257 18H256V19H257ZM77 19H78V17H77ZM83 19H84V18H83ZM83 19H82V20H83ZM85 19H86V17H85ZM105 19H106V18H105ZM108 19H109V18H108ZM122 19H123V18H122ZM127 19H128V18H127ZM131 19H130V20H131ZM140 19H141V18H140ZM169 19H170V21H171V23H169V25L172 24V23H173V25H170V26H169L170 29L167 28V27H165V29L167 28V30H171V33H169V34H171L170 37L174 39V43H173V41H172L173 39L171 40L170 37L164 38L163 36H161V37H163L164 39L162 40V38H161V40H160L158 43H157V42H154V44L156 43V45L153 44L154 46H153V45L151 46V47H153L154 49H156L157 54H158L159 50H162L163 52L160 51V54H163V55H164V53H167L168 56H167V55H166V56L168 57L167 59L169 60L170 57H171V56L169 57V55H170L171 53H170L169 51H168L169 53H168L167 51L164 52V50H165V49H168L169 47H170L169 49L172 48V51H174L173 48H175V52H176V53H177L176 48H179V47L182 48V49H181V50H182V55H183V52H184V54H185V51H187L186 53L188 54V52L190 51L189 53H190L191 55L188 54L189 57L191 56L190 58H192V56H193V55H192V51H193V54H194L195 52H199V54L201 55V53H200L201 51H200L199 49H202V48H203L204 50H207V52H208V50H209V53H211V52H210V49H211V45H212L213 43L210 44V43H211L210 41L213 39V38L211 39V31H212V24H213L212 22H213V21H211V20H209V19H203V18L200 19V20H199V19L195 20V18H194V19L191 18V20L193 19L194 21L192 20V21H189V22H186L185 20H184V21H185V22H184V21L182 20V18H181L180 21H179V20L176 21L175 19H172L171 17H170ZM260 19H261V18H260ZM97 20H98V19H97ZM106 20H107V19H106ZM106 20H105V21H106ZM110 20H111V18H110ZM113 20H112V23H111L110 25H113V22H114ZM130 20H128L129 23H130ZM222 20H223V19H222ZM222 20H221V23H223ZM229 20H231V19H229ZM237 20H238V19H237ZM83 21H84V20H83ZM86 21H88V27H89V26H90V25H89V21H91V20H88V19H87ZM100 21H101V19H100ZM118 21H121V20L118 18ZM131 21H132V20H131ZM147 21H148V22H147ZM170 21H169V22H170ZM174 21H175L176 23H175ZM245 21H246V19H245ZM253 21H254V18H253ZM4 22H5V21H4ZM71 22H73V21H71ZM94 22H97L96 19H95ZM116 22H117V20H116ZM154 22H156V21H154ZM154 22H153V23H150V24L155 25ZM226 22H228V20H227ZM229 22H230V21H229ZM234 22H235V20H234ZM237 22H238V21H237ZM249 22H250V20H249ZM261 22H262V20H261ZM8 23H9V22H8ZM11 23H12V22H11ZM78 23H80V22H78ZM82 23H83V22H82ZM92 23H93V21H92ZM107 23H108V22L105 23V26L107 25ZM109 23H110V22H109ZM121 23H126V22H121ZM144 23H145V24H144ZM215 23H216V22H215ZM240 23H241V22H240V20H239V23H238V24L240 25ZM263 23H264V22H263ZM0 24H1V22H0ZM5 24H6V23H5ZM5 24H4V26H5ZM9 24H10V23H9ZM9 24H8L7 26H9ZM33 24H34V23H32V25H33ZM71 24H72V23H71ZM84 24H85V23H84ZM84 24H83V25H84ZM86 24H87V23H86ZM94 24H95V23H94ZM96 24H97V23H96ZM98 24H99V23H98ZM102 24H103V26H104L103 21H102V23H101V26H102ZM116 24H118V22H117V23H114V26H115ZM126 24H127V23H126ZM148 24H149V23H148ZM156 24L159 25L160 27L164 28L163 25L161 26L159 22L156 23ZM176 24H177V25H176ZM216 24H218V23H216ZM226 24H227V23H226ZM231 24L234 26V24H233L232 22H231ZM244 24H245V22L243 21V22H242V25H244ZM256 24H258V23L256 22ZM2 25H3V24H2ZM11 25H12V24H11ZM11 25H10V26H11ZM13 25H14V24H13ZM13 25H12V26H13ZM74 25H75V24H74ZM74 25H72V26H74ZM92 25H93V24H92ZM218 25H219V24H218ZM218 25H217V26H218ZM223 25H224V23H223ZM223 25H222V26H223ZM228 25H229V24H228ZM228 25H227V26H228ZM247 25L249 26V23H247ZM254 25H255V24H254ZM7 26H6V27H7ZM10 26H9V27H10ZM12 26H11V28H12ZM17 26H18V25H17ZM27 26H28V28H27ZM27 26H24V27L27 28V29H26L27 31H29V30H28V29H29V25H27ZM68 26H70V25H68ZM79 26H81V25H79ZM93 26H94V25H93ZM96 26H97V25H96ZM114 26H112V27H111V26H108V29H109V27H111L112 30H113V27H114ZM117 26H118V25H117ZM148 26L151 28V25H148ZM164 26H168V25H164ZM224 26H225V25H224ZM245 26H246V24H245ZM245 26H244V27H245ZM258 26H259V25H258ZM263 26H264V25H263ZM35 27L37 28V26H35ZM40 27H42V26H40ZM77 27H78V26H77ZM81 27H82V26H81ZM84 27H86V26L84 25ZM91 27H92V26H90V29H91ZM98 27H99V28H97V30L99 29V32H100V30H104V29H102V28H104V27L100 28V25H98ZM134 27H135V30L131 27L133 32H132V33H128V34H132V35H133V33L136 32V31L138 30V28H137V30H136V26H135V25H134ZM146 27H147V25H145V28H146ZM156 27H157V26H156ZM160 27H159V28H160ZM229 27L232 28L231 25H229ZM236 27H237V26H236ZM242 27H243V26H242ZM244 27H243V30H244ZM252 27H253V24H252ZM252 27H251V25H250V28H251V29L247 28V31H246V32L248 33L249 30L254 32V30H252ZM259 27H260V28H263V27H262V24H261V26H259ZM259 27H257V28L260 29ZM13 28H14V27H13ZM18 28H19V27H18ZM70 28H71V26H70ZM70 28L68 27L69 30H68V29H66V30L70 31V33H71ZM82 28H83V27H82ZM114 28H115V27H114ZM120 28H122V27H120ZM120 28H119V29H120ZM142 28H141V29H142ZM145 28H144V29H145ZM153 28L155 29V26L152 27V30H153ZM157 28H158V27H157ZM213 28H214V27H213ZM215 28H216V26H215ZM215 28H214V29H215ZM217 28H218V27H217ZM220 28H221V27H220ZM226 28L228 29V27L225 26V29H224V30H226ZM234 28H235V27H234ZM3 29H4V27H3ZM3 29H2V27H1V30H3ZM31 29H32V27H31ZM73 29H74V28H73ZM73 29H72V30H73ZM75 29H76V28H75ZM78 29H79V28H78ZM83 29H84V28H83ZM88 29H89V28H88ZM88 29H86L85 31H87ZM123 29H124V28H123ZM147 29H148V28H147ZM235 29H236V28H235ZM248 29H249V30H248ZM9 30H10V29H9ZM13 30H15V29H13ZM33 30H34V29H33ZM93 30H94V28H93ZM97 30H96V31H97ZM120 30H121V29H120ZM158 30H159V29H158ZM215 30H216V29H215ZM215 30H214V31H215ZM221 30H222V28H221ZM232 30H233V28H232ZM241 30H242V29H241ZM245 30H246V29H245ZM260 30H262V29H260ZM263 30H264V29H263ZM3 31H4V30H3ZM15 31H16V30H15ZM78 31H79V30H78ZM88 31H89V30H88ZM91 31H92V29H91ZM122 31H123V30H122ZM122 31H119L120 33L117 34V35H118L117 37L120 36V34H121ZM124 31H125V29H124ZM145 31H146V33H147V30H145ZM163 31H164V30H163ZM199 31H201V34H204L202 37L200 36V37L203 38V39L198 38V35H200V34H199V33H200ZM214 31H213V32H214ZM222 31H223V30H222ZM227 31H228V30L224 31V33L226 32V33L228 34V36H229V33H231L232 31H231V32L229 31V33H228ZM0 32H1V31H0ZM7 32H8V31L5 30L4 33H7ZM10 32L12 33V30H10ZM13 32H14V31H13ZM16 32H17V31H16ZM74 32H75V31H74ZM79 32H80V31H79ZM93 32H94V31H93ZM103 32H104V31H103ZM103 32H102V33H103ZM126 32H127V30H126ZM140 32H141V31H140ZM140 32H138V33H140ZM143 32H144V31H143ZM148 32H149V33H147V38H149V39L152 40V38H154L155 35H154V37H153V36H152V33H153V32H150L149 29H148ZM160 32H162V30H161ZM164 32H165V31H164ZM168 32H170V31H168ZM197 32H199V33H197ZM216 32H217V31H216ZM235 32L238 33L239 31L236 30ZM242 32H243V31H242ZM244 32H245V31H244ZM246 32H245V36L248 35ZM257 32H258V31H257ZM257 32L255 31V33H254L255 35H254V34H252V35L255 37L256 34L258 35ZM262 32H263V31H262ZM1 33H2V32H1ZM8 33H9V32H8ZM29 33H31V32L29 31ZM35 33H36V31H35ZM35 33H34V34H35ZM72 33H73V32H72ZM82 33H83V32H82ZM106 33H108V31H107ZM214 33H215V32H214ZM226 33H225V35H227ZM232 33H234V30H233ZM232 33H231V35H232ZM260 33H261V32H259V34H260ZM68 34H69V33H68ZM74 34H75V33H74ZM80 34H81V32H80ZM89 34H90V33H89ZM95 34H97V33H95ZM95 34H92V35H90V36H92V37L94 38ZM135 34H136V33H135ZM135 34H134V35H135ZM140 34L142 35V34H144V33H140ZM156 34H157V33H156ZM162 34H164V33L162 32ZM215 34H216V33H215ZM217 34H218V32H217ZM234 34H235V33H234ZM239 34H241V33L239 32ZM2 35H3V33H2ZM6 35H7V34H5V36H6ZM8 35H9V37H12L11 35L14 36V33H13V34H8ZM35 35H36V34H35ZM52 35H53V34H52ZM85 35H86V33H85ZM93 35H94V36H93ZM102 35H103V34H102ZM124 35H125V33H124ZM124 35H123V36H124ZM126 35H127V33H126ZM126 35H125V36H126ZM134 35H133V37H134ZM138 35H139V34H138ZM138 35H137V36H138ZM231 35H230V36H231ZM260 35H262V33H261ZM260 35H259V36H260ZM72 36H73V35H72ZM72 36H71V37H72ZM87 36H88V34H87ZM90 36H88V37H90ZM96 36H97V35H96ZM99 36H101V34H99ZM103 36H104V35H103ZM114 36H115V35H114ZM121 36H122V35H121ZM121 36H120V40H122V38H123V36H122V37H121ZM129 36H130V35H129ZM129 36H128V39H129ZM135 36H136V35H135ZM143 36H144V35H143ZM164 36H166V35L164 34ZM167 36H168V34H167ZM216 36H217V35H216ZM216 36H214V37L216 38ZM219 36H220V35H219ZM230 36H229L228 38H230ZM232 36L234 37V35H232ZM241 36H242V34H241ZM241 36H239V38H240ZM243 36H244V34H243ZM250 36H251V35H250ZM6 37H8V36H6ZM14 37H15V36H14ZM36 37H37V36H36ZM38 37H39V36H38ZM77 37H78V32H77ZM81 37H83V39H84V38L86 39L85 36H81ZM101 37H102V36H101ZM112 37H113V35H111V38H112ZM212 37H213V36H212ZM233 37H232V39H233ZM236 37H237V35H236ZM4 38H5V37H4ZM31 38H32V37H31ZM40 38H41V37H40ZM40 38H39V39H40ZM73 38H74V36H73ZM75 38H76V37H75ZM75 38H74V39H75ZM90 38H91V37H90ZM95 38H96V37H95ZM98 38H99V37L97 36L96 40H97ZM105 38H106V36H105ZM125 38H126V37H125ZM140 38H141V37H140ZM142 38H143V37H142ZM155 38H156V37H155ZM155 38H154V39H155ZM220 38H221V37H220ZM223 38H224V37H223ZM225 38H226V37H225ZM225 38H224V39H225ZM241 38H242V37H241ZM241 38H240V39L237 38L238 41L241 40ZM244 38L247 39L246 37H244ZM256 38H257V37H256ZM256 38H255V39H256ZM259 38H260V37H259ZM8 39H9V38H8ZM8 39H7V40H8ZM14 39L17 40L16 38H14ZM80 39H81V38H80ZM85 39H84V40H85ZM87 39H88V38H87ZM99 39H100V38H99ZM99 39H98V40H99ZM102 39H103V38H102ZM107 39H109V38H107ZM107 39H105V42H106V43H107V41H108ZM117 39H118V38H117ZM134 39H135V38H134ZM143 39H144V38H143ZM143 39H142V40H143ZM157 39L159 40V38H157ZM221 39H222V38H221ZM221 39H220V40H221ZM1 40H2V39H1V37H0V42H2ZM3 40H4V39H3ZM5 40H6V39H5ZM5 40H4V41H5ZM9 40H10V39H9ZM9 40H8V41H9ZM32 40L35 41V38H32ZM71 40L73 41L72 38H71ZM76 40H77V39H76ZM78 40H79V38H78ZM100 40H101V39H100ZM100 40H99V42H101ZM106 40H107V41H106ZM136 40H139V39L136 38ZM155 40H156V39H155ZM218 40H219V38H218ZM218 40H217V42H218ZM220 40H219V41H220ZM229 40H230V39H229ZM233 40H234V39H233ZM248 40L250 41V38H248ZM251 40L253 41V38H251ZM256 40L258 41V38H257ZM8 41H7V42H8ZM11 41H12V39H11ZM18 41H19V40H18ZM40 41H41V40H38V42H40ZM58 41H61V40L58 39ZM72 41H71V42H72ZM91 41H92V38H91ZM93 41H94V39H93ZM93 41H92V42H93ZM129 41H131V40H129ZM129 41H127V42L129 43ZM132 41H133V40H132ZM145 41H146V40H145ZM156 41H157V40H156ZM226 41H227V40H226ZM234 41L236 42L237 40H234ZM30 42H31V41H30ZM38 42H37V43H38ZM42 42H43V41H42ZM44 42H45V41H44ZM61 42H62V41H61ZM76 42H78V41H76ZM85 42H86V41H85ZM96 42H98V41H96ZM119 42H120V41H119ZM137 42H138V41H137ZM139 42H140V41H139ZM214 42H215V41H214ZM223 42H224V40L222 41V43H219V44H222V45H225V46H226L227 43L224 42V43H225V44H224ZM241 42H242V41H241ZM243 42H244V41H243ZM245 42H247V41H245ZM261 42H262V41H261ZM261 42H260V43H261ZM263 42H264V41H263ZM263 42H262V43H263ZM2 43H4V42H2ZM12 43L14 44V41H12ZM12 43L9 41V43H8L7 45H9V44H10V45H9L8 47L15 46L16 43H15L14 45H12ZM31 43H32V42H31ZM37 43H36V47H37V46L40 47V45H38ZM55 43H56V42H55ZM74 43H75V42H74ZM124 43H125V42H124ZM237 43H238V42H236L235 44L237 45ZM239 43H240V41H239ZM239 43H238V44H239ZM250 43H251V42H250ZM254 43H255V42H254ZM262 43H261V44H262ZM0 44H1V43H0ZM18 44H19V43H18ZM18 44H16V45L18 46V48L21 49V47H20L21 45L19 44V45H20V46H19ZM21 44H22V43H21ZM42 44H43V43H42ZM53 44H54V42H53ZM57 44H59V42H57ZM60 44H63V42L60 43ZM78 44H79V42H78ZM78 44H77V45H78ZM80 44H81V43H80ZM80 44L78 45L79 47H81ZM89 44H90V43H89ZM120 44H122V43H120ZM126 44H127V43H126ZM215 44H216V43H214L213 45H214V46H217V44H216V45H215ZM235 44L232 43V45H235ZM242 44H243V43H242ZM251 44H252V43H251ZM258 44H259V43H258ZM258 44H257V45L255 44V45L258 46ZM1 45H2V44H1ZM1 45H0V53L3 52V49H4L3 47H1ZM3 45H5V44H3ZM33 45H35V44H33ZM48 45H49V44H48ZM71 45H73V44H71ZM77 45H76V46H77ZM86 45L89 46V47L92 46V45L95 46L94 43H92V45H91V44H90V45L85 44V46H86ZM99 45H101V44L99 43ZM124 45H125V44H124ZM124 45H123V46H124ZM128 45H129V44H128ZM222 45H221V46H222ZM245 45H246V43H245ZM247 45H248V43H247ZM259 45H260V44H259ZM43 46H45V45L43 44ZM53 46H55V44H54ZM78 46H77V47H78ZM93 46H92V47H93ZM97 46H98V45H97ZM123 46H122V47H123ZM130 46H132V45L130 44ZM155 46H156L157 48H155ZM181 46H183V47H181ZM184 46H186V48H184ZM225 46H223V47H225ZM227 46H229V47L231 48L230 45H227ZM239 46H240V45H238V47H239ZM241 46H242V45H241ZM248 46H249V45H248ZM248 46H246V47H248ZM263 46H264V45L262 44V48H263ZM6 47H7V46H6ZM8 47H7V49H6L7 52H8L9 50H10V52H11L12 50H11V49L8 50ZM36 47H35V48H36ZM47 47H48V46H47ZM55 47H56V46H55ZM74 47H75V46H74ZM77 47H76V49H77ZM99 47H100V46H99ZM102 47H104V46H102ZM102 47H101V49H102ZM108 47L111 48V46H108V45H107L106 48H108ZM127 47H128V46H127ZM234 47H235V46H234ZM243 47H244V46H243ZM243 47H241V48H243ZM249 47H250V46H249ZM249 47H248V50H249ZM260 47H261V46H260ZM11 48H12V47H11ZM15 48H17V47L15 46ZM26 48H27V47H26ZM56 48H57V47H56ZM56 48H55L54 50H57V52H58V48H57V49H56ZM60 48H61V47H60ZM72 48H73V47H72ZM72 48H71V49H72ZM81 48H82V47H81ZM90 48H91V47H90ZM93 48H94V47H93ZM97 48H98V47H97ZM97 48H96V49H97ZM109 48H108V49H109ZM114 48L116 49L115 51H118V48H116L115 46H114ZM128 48H129V47H128ZM131 48H132V47H131ZM153 48H152V49H153ZM213 48H214V47H213ZM217 48L219 49L220 46L218 45ZM225 48H226V49L224 50L225 53H226L227 50H228V51L231 50V52H232V49L229 50V48H228V49H227V47H225ZM232 48H233V47H232ZM235 48H236V49H234V48H233V49H234V50H237V47H235ZM241 48H238V49H240V51H241V50L243 51V49H244L245 47H244L243 49H241ZM257 48H258V47H257ZM262 48H261V50H262ZM30 49H31V46H30ZM33 49H34V48H33ZM43 49H44V48H43ZM46 49H47V48H46ZM49 49H50V48H49ZM74 49H75V48H74ZM76 49H75V50H76ZM85 49H86V51H87V50H90L88 47H86ZM91 49H92V48H91ZM108 49H105V50H107V51H105L106 53L109 51ZM112 49H113V48H112ZM123 49L126 50L125 48H123ZM132 49H133V48H132ZM183 49H184V50H183ZM185 49H188L189 51H188V50H185ZM220 49H222V48H220ZM250 49H251V48H250ZM253 49H254V48H253ZM259 49H260V48H259ZM263 49H264V48H263ZM1 50H2V51H1ZM16 50H17V49H16ZM21 50H22V49H21ZM23 50H24V49H23ZM34 50L37 51L38 48H37V49H34ZM72 50H73V49H72ZM78 50H81V49L78 48ZM94 50H95V48H94ZM102 50H103V49H102ZM102 50H99V51H100V54H101L100 56L103 55V56L105 57L104 53L102 54V52H101ZM214 50L216 51L215 48H214ZM245 50H246V49H245ZM245 50H244V52H246ZM14 51H15V50H14ZM24 51L30 53V52L28 51V49H26V50H24ZM44 51H45V50H44ZM50 51H51V50H50ZM84 51H85V50H84ZM86 51H85V53L82 51V52H83L82 54L86 55V54H87ZM103 51H104V50H103ZM110 51H111V50H110ZM122 51H123V50L121 49V52H122ZM212 51H213V50H212ZM251 51H252V49H251ZM251 51L249 50V52H251ZM256 51H257V50H256ZM263 51H264V50H262V53H263ZM4 52H5V51H4ZM10 52H8V55L5 54L6 57L9 58V56H11V55H10ZM15 52H16V51H15ZM33 52H34V51H33ZM38 52H39V50H38ZM42 52H43V51H42ZM47 52H48V51H47ZM54 52H55V51H54ZM79 52H81V51H78V54H79ZM94 52H95V51H94ZM175 52H173V53H175ZM179 52H180V51H179ZM205 52H206V51H205ZM205 52H204V53H205ZM219 52H220V51H219ZM252 52H253V51H252ZM254 52H255V51H254ZM5 53H6V52H5ZM23 53H24V52H23ZM23 53H22V51H20V56H18V58L20 57V59H21V54H23ZM31 53H32V50H31ZM36 53H37V52H36ZM44 53H45V52H44ZM50 53H51V52H50ZM50 53H49V54H50ZM52 53H53V52H52ZM90 53H91L92 56H93L94 53H92L91 50H90ZM96 53L98 54L97 51H96ZM96 53H95V54H96ZM110 53H111V52H110ZM110 53H107V55L109 54V56H110ZM126 53H127V52H126ZM126 53H125V55H126V58H127L128 56H127ZM209 53H208V54H209ZM213 53H214V51H213ZM213 53H211V55H213ZM225 53H223L222 50H221V55H223V54H225ZM237 53H238V52L235 51V53L233 52L232 55H235V54H236V56H237V55H238V56H241V55H242L241 52H239L238 54H237ZM41 54H42V53H41ZM41 54H39V57H40V58L43 57V54H42V57L40 56ZM47 54H48V53H47ZM49 54L47 55L48 57L50 56ZM91 54H90V55H91ZM97 54H96V56H97ZM111 54H112V53H111ZM117 54H118V53H117ZM122 54H123V53H122ZM154 54H155V53H154ZM178 54H181V53H178ZM205 54H206V53H205ZM217 54L220 55V53H217ZM217 54H216V55H217ZM239 54H241V55H239ZM247 54H248V51L246 52V55H247ZM256 54H257V53L255 52L254 55H256ZM0 55H1V54H0ZM5 55H4V56H5ZM14 55H15V54H14ZM53 55H54V53H53ZM56 55H57V53H56ZM90 55L88 54V56H90ZM115 55H116V53H115ZM115 55H114V56H115ZM118 55H119V54H118ZM128 55H129V54H128ZM163 55H162L161 58L164 59ZM182 55H181V59H182ZM202 55H203V53H202ZM229 55H230V53H229ZM246 55H245V57H246ZM248 55H250V54H248ZM251 55H252V54H251ZM25 56H27V58H28V56H31V58H32V54H31V55H30V54H29V55H28V54H24V57H25ZM76 56H77V57H76ZM76 56H74V57H76V58L79 59V57H78L77 54H76ZM79 56H81V54H80ZM88 56L86 55V58H87ZM109 56H107V57H108V62H110V59H111V57H109ZM129 56H130V61H131V58H132L131 54H130ZM154 56H155V55H154ZM158 56H159V55H157V57H158ZM176 56H177V55H176ZM183 56H184V55H183ZM194 56H195V55H194ZM223 56H224V55H223ZM236 56H235V57H236ZM260 56H261V55H260ZM0 57H1V56H0ZM6 57H5V59L8 60ZM15 57H16V60H18V59H17V54L15 55ZM37 57H38V56H37ZM82 57H83V55L81 56V58H82ZM84 57H85V56H84ZM90 57H91V56H90ZM90 57H88V59H90ZM93 57H94V56H93ZM104 57H103V58H104ZM107 57H106V58H107ZM121 57H122V55H121ZM124 57H125V56H124ZM174 57H175V56H174V54H173V58H174ZM186 57H187V56L185 55V58H184L185 61H187L188 63H189V62H193L192 59H191V61H188V58L186 59ZM198 57H199V56L197 55V57L195 56V57H193V59H194V58H195V59H198ZM203 57L205 58V56H200V59L202 60L201 62H203V60H204ZM218 57H219V56H218ZM220 57H221V56H220ZM235 57L233 56L232 58H229V56H228V58L230 59L229 62L231 63V60H232V59H235ZM243 57H244V54H243ZM245 57H244V58H245ZM256 57H257V56H256ZM2 58H4V57H2ZM29 58H30V57H29ZM29 58H28V59H29ZM49 58H51V57H49ZM49 58H48V59H49ZM95 58H96V57H95ZM100 58H101V57H99V59H100ZM112 58H113V57H112ZM115 58H117V57H115ZM151 58H152V57H151ZM158 58H159V57H158ZM175 58H176V57H175ZM210 58H211V56H210ZM210 58H206V61H207V62H211L212 65H213V63H214V64L216 63V65L218 66V69H220V67H223V68H224V69H223L224 71H225V67H226V71H227L228 68H227L226 65H225V67H224L223 65L219 67V65H220L222 62L218 65V63H217V57H216V62H214V61H213V62H212V61H209ZM212 58H213V59L215 58V54H214V57H212ZM223 58H225V57H223ZM237 58H240V57H237ZM246 58H247V57H246ZM261 58H262V56H261ZM10 59H11V57H10ZM10 59H9V60H10ZM53 59H56V58L54 57ZM73 59H74V58H73ZM73 59H71V60L73 61ZM99 59H98V60H99ZM119 59H120V58L118 57V60H119ZM159 59H160V58H159ZM167 59H166V61H168ZM171 59H172V58H171ZM195 59H194V62H197V63H198L197 65L200 66V63H201V62H198L200 59H198V61H196ZM225 59H227V58H225ZM240 59H241V58H240ZM248 59H249V61L251 62V58L248 57ZM253 59H254V57H253ZM263 59H264V58H263ZM13 60H14V59H13ZM22 60H23V59H22ZM34 60H35V59H34ZM42 60L44 61V58H42ZM46 60H47V59H46ZM74 60H75V59H74ZM92 60H93V59H91V61H90L91 63H92ZM102 60H103V59H102ZM113 60H114V59H111V61H112L113 63H115V64L118 63L119 66H120L119 62L122 63L120 60H119L118 62H114ZM115 60H117V59H115ZM123 60L125 61V59H123ZM156 60H158V59L156 58ZM160 60H161V59H160ZM179 60H180V58H179ZM182 60H183V59H182ZM221 60H222V57H221ZM227 60H228V59H227ZM235 60H237V59H235ZM235 60H234V61H235ZM243 60L245 61L246 59H242V61H241L242 63L244 62ZM255 60H256V58H255ZM10 61H11V60H10ZM23 61H25V63H26V60H23ZM30 61H32V60L30 59ZM72 61H71V62H72ZM79 61H80V60H79ZM79 61L77 60V62H79ZM88 61H89V60H88ZM94 61L96 62V60H94ZM94 61H93V62H94ZM99 61H100V60H99ZM106 61H107V60H106ZM106 61L103 60V62H104L103 65L106 64V63H105ZM153 61H155V60L153 59ZM163 61H164V60H163ZM166 61H164V62H166ZM169 61H171V60H169ZM222 61H223L224 64H225V61H226V60L223 59ZM247 61H248V60H247ZM249 61H248V62H249ZM256 61H258V64L256 65V68L254 67L255 65H254L253 67H254L257 71H259V70H260L259 67H258V69H257V66L259 65V60L257 59ZM260 61H261V59H260ZM12 62H13V61H12ZM19 62H20V61H19ZM27 62H29V61H27ZM77 62H76V63H77ZM85 62H87V60H86ZM90 62H89V63H90ZM95 62H94V64H95ZM131 62H132V61H131ZM157 62H158V61H157ZM159 62H160V61H159ZM159 62H158V63H159ZM174 62H175V63H173V64L175 65L174 67H176V65H177L176 62L178 63V65H177V66H178V67H177L178 69H177V68H174V69L179 70V66H181L179 63L181 62V60H180V62H179V61L177 60V58H176ZM204 62H205V60H204ZM245 62H246V61H245ZM245 62H244V63H245ZM250 62H249V63H250ZM253 62H254V60H253ZM36 63H37V61H36ZM41 63H42V62H41ZM74 63H75V62H74ZM99 63H100V62H99ZM152 63H154V62H152ZM166 63H167V62H166ZM171 63H172V62H171ZM171 63H167V66L163 63V64L168 68V70H167V69H166V70H165V69H164V70L161 69V71H162V72H163V71H164V72L166 71V73H167V72L172 73L173 68H171L172 70H171V72H170V70H169L170 68L168 67V66H171V65H168V64H171ZM183 63H184V60H183ZM227 63H228V61H227ZM242 63H241V65H242ZM261 63H262V62H261ZM261 63H260V64H261ZM14 64H15V63H14ZM38 64H39V63H38ZM42 64H43V63H42ZM72 64H73V63H72ZM86 64H87V63H86ZM94 64H92V65H94ZM110 64H111V63H108L109 68L112 67V66H110ZM122 64H123V63H122ZM149 64H150V63L148 62L147 65H149ZM161 64H162V63H159V67H160V68H161V66H160ZM163 64H162V65H163ZM181 64H182V62H181ZM184 64H186V63H184ZM189 64H190V63H189ZM231 64L233 65L234 63L232 62ZM237 64H239V62H238ZM245 64H246V63H245ZM253 64H255V62H254ZM43 65H44V64H43ZM74 65H75V64H74ZM92 65H91V66H92ZM113 65H114V64H113ZM118 65H114V66L116 67V66H118ZM150 65H152V64H150ZM150 65H149V66H150ZM154 65H156V61H155V64H154ZM154 65H153V67H155ZM182 65H183V64H182ZM187 65H188V64H187ZM197 65L194 66V65H191V64H190V66H191L192 69L200 68V67H198ZM202 65H203V63H202ZM227 65H228V64H227ZM239 65H240V64H239ZM239 65H237V66H239ZM248 65H249V64H248ZM4 66H5V65H4ZM23 66H24V65H23ZM26 66H28V64H27ZM32 66H33V65H32ZM35 66H36V65H35ZM41 66H42V65H41ZM75 66H76V65H75ZM94 66H95V65H94ZM190 66H189V67H190ZM192 66L195 67V68H193ZM234 66H235V65H234ZM245 66H246V65H245ZM259 66H260V65H259ZM11 67H13V66H11ZM42 67H43V66H42ZM78 67H79V65H78ZM78 67H75V68H77V69L79 70ZM84 67H86V66L84 65ZM84 67H83V68H84ZM128 67H129V66H128ZM159 67L157 66V68H159ZM187 67H188V66H187ZM189 67L187 68V69H188L187 73L185 72L186 74H188V72H189L190 70H192V69L189 68ZM202 67H204V66H202ZM243 67H244V66H243ZM248 67H249V66H248ZM248 67H247V68H248ZM261 67L264 69V67L262 66V64H261ZM261 67H260V68H261ZM0 68H2V67L0 66ZM30 68H32V67H30ZM71 68L73 69L74 67H71ZM88 68H89V67H88ZM88 68L86 67L85 69L87 70ZM103 68H104V66L101 67L100 69L102 70ZM105 68H107V66H106ZM105 68H104V69H105ZM112 68H113V67H112ZM112 68H111V69H112ZM117 68H119V67H117ZM120 68H121L120 70H122V67H120ZM125 68H126V67H124V69H125ZM155 68H156V67H155ZM157 68H156V70H155V73H157V72L160 71V70H159L160 68H159V69H157ZM163 68H164V67H163ZM184 68H185V67L183 66V69H184ZM207 68H208V70L210 71V68H209V67H207ZM207 68H206V71H207ZM213 68H216L215 65H213ZM213 68L211 69L212 71H210V72L207 71V72H209V73H207V72L205 71V72L207 73L206 75L208 76V79H207V77L205 76V77H206V82H204V81L202 82V81H201V83H199L200 79L198 78V77H199L198 75L195 74V75H196V78L199 79V81H198V80L196 81V78L194 79L192 76H190V77L188 78V77L183 73V70H180L181 73H183V75H185V76L187 77V78L185 79L186 81H183V80H182V81H183V84L186 83L189 87H191L192 91L194 90L192 87H195V90L197 89L196 92H198V89H199V90L201 89L200 92L203 91V92H201V93H203V94H201L200 92H198V93H199V96H200V94H201V97L204 96V97H202L204 100H206L208 97H211V98H213V99L215 100V102H216L215 104H213L214 101H212V102H213L212 104H206V105H204L203 107H202V106H199L200 102H199V104H198V100H197L198 97H197V96L194 97L190 91H188V93L190 92L191 94H188L187 92H186L187 94L182 93L183 95L185 94V96H183L182 94H180V95H182V96H181V97H182V100H180L181 102H180L179 106H177V105H178V104H177V101H178V100H177L176 102L174 101V104H175V103L177 104V105H176V106H177V110H179L180 107L182 108V106H185L186 104H187L186 106H187L188 108L190 107L192 110H195V112H193L194 114H197V117H193V119H194V118L197 119L196 122H195V127H194L193 123H191V122H190V125L192 124V125H191L192 127H189L190 129H189L188 127H186V128H187L186 130L189 129L191 132H193V131L195 132V129H196V128H197L196 130L198 131L200 127H202V128H203V127H206V128L208 127V128L210 129V126L213 128V127H214L213 125L219 124V123H221V122H222V124H223V121L226 122V120H231V119L236 120V118L238 119L239 116H240V114H239V113H241L240 111H237L238 113H237V114H233L231 117H230V116H225V115L222 114V113L225 112V111L222 112V111H223L222 109H224L222 106H224V104L226 103V100H224L225 103H224V104L222 103L223 105L221 104V105H222V106H221V105H220V102L223 100V99H222L223 94H222L220 91H218V88H217L216 86H217L218 84H219V86H220L221 83H220L219 81L224 82V81H223L224 79L221 77L222 79L219 78L220 80L218 81L217 78H216V76H215V75H217V71H216V69H215V71H216V72H215L216 74H215L214 71H213ZM229 68H231V67H229ZM235 68H236V66H235ZM244 68H245V67H244ZM249 68H251V67H249ZM249 68H248V69H249ZM262 68H261V69H262ZM2 69H3V70L6 69V71H5V70H4V71H5V73H7L6 76H8V75H9L8 70H9L10 68H4V67H3ZM2 69H1V70H2ZM22 69H23V68H22ZM26 69H27L28 71H30V69H28L27 67H26ZM33 69H35V68L33 67L32 70H33ZM104 69H103V71L106 70V69H105V70H104ZM151 69H152V68H151ZM151 69H150V70H151ZM185 69H186V68H185ZM189 69H190V70H189ZM236 69H237V68H236ZM251 69L253 70L252 72L254 73L255 70H254L253 68H251ZM11 70H12V68H11ZM86 70H85V71H86ZM88 70H92L91 67H90ZM98 70H99V69H98ZM108 70H110V69H108ZM108 70H107V71H108ZM120 70H119V71H120ZM147 70H148V72H149V67L147 68ZM158 70H159V71H158ZM177 70H176V71H177ZM198 70L200 71V69H198ZM229 70H230V69H229ZM229 70H228V71H229ZM233 70H234V69H233ZM233 70H232V71H233ZM237 70H238V69H237ZM245 70H246V69H245ZM249 70H250V69H249ZM12 71H14V70H12ZM12 71H11V72H12ZM36 71H37V70L34 71L35 75L38 74V73H36ZM73 71H74V70H73ZM94 71H95V70H94ZM94 71H93V72H94ZM96 71H97V70H96ZM111 71H112V70H111ZM123 71H124V70H122V72H123ZM176 71H175V72H176ZM185 71H186V70H185ZM202 71H203V70H202ZM221 71H222V70H220V72H221ZM232 71L230 70L229 72L232 73ZM242 71H244V70H242ZM247 71H248V70H247ZM250 71H251V70H250ZM257 71H256V72H257ZM260 71H261V70H260ZM9 72H10V70H9ZM11 72H10V73H11ZM23 72H24V71H23ZM30 72H31V71H30ZM80 72H81V71H79V73H80ZM83 72H84V71H83ZM86 72H87V71H86ZM109 72H110V71H109ZM112 72H113V71H112ZM114 72H116V71H114ZM151 72H154V71L151 70ZM173 72H174V70H173ZM190 72L192 73L193 71H190ZM190 72H189V73H190ZM194 72L196 73L197 71H194ZM203 72H204V71H203ZM229 72H228V73H229ZM235 72H236V71H235ZM244 72H245V71H244ZM252 72H251V73H252ZM1 73H2V72H1ZM3 73H4V72H3ZM21 73H22V72H21ZM31 73H32V72H31ZM34 73L32 74V76H34ZM39 73H40V72H39ZM73 73H74V72H73ZM73 73H72V74H73ZM90 73H91V72H90ZM155 73H154V74H155ZM159 73H160V72H159ZM169 73H168V74H169ZM221 73H222V72H221ZM237 73H238V71H237ZM258 73H259V72H258ZM19 74H20V73H19ZM19 74H17L16 76L22 77V76L19 75ZM23 74H24V73H23ZM27 74H28V72L26 71V77L29 75V74H28V75H27ZM40 74H41V73H40ZM80 74H81V73H80ZM82 74H83V73H82ZM96 74H97V73H96ZM98 74H99V72H98ZM109 74H111V73H109ZM112 74H115V73H112ZM146 74L148 75L147 78H149V76H150V75H149L150 72H149V74H148V73H146ZM154 74H153V75H154ZM163 74H164V73H163ZM172 74H173V73H172ZM172 74H170V75H172ZM197 74H198V73H197ZM208 74H209V75H208ZM233 74H234V73H233ZM243 74H244V73H243ZM243 74H242V76H241V73L237 74V76H235V78L233 79V80H234V83H233V80L231 79L232 82H229V85H228V86L225 85L226 82H227V84H228V81H226L225 83H223L222 86H224V87L226 86V88H228L227 92H223L224 95L227 97L228 102H233V101L235 102V98H236V99H237V98H241V100L243 99L242 101H245L246 98L249 97L250 92H248L249 90L246 89V87H245V83L243 82V80H244V78H243ZM260 74L263 75L264 73H261V72H260ZM24 75H25V74H24ZM42 75L44 76L43 73H42ZM77 75H78V74H77ZM83 75H84V74H83ZM85 75H86V74H85ZM88 75H91V74L88 73ZM92 75H93V73H92ZM99 75H101V74H99ZM115 75H116V74H115ZM161 75H162L161 73H160L159 75H158V73H157L156 76H157V77L159 76V77L165 79V78H164L165 76H161ZM164 75H165V74H164ZM170 75H169V76H170ZM173 75H174V74H173ZM175 75H176V73H175ZM183 75H182V76H183ZM189 75H190V74H189ZM193 75H194V74H193ZM225 75H227L226 72H225ZM229 75H230V73H229ZM249 75H250V73H249ZM254 75L256 76V75H258V74H257V73H256V74L254 73ZM254 75H250V76H252V78H254V77H253ZM4 76H5V75H4ZM36 76H37V75H36ZM78 76H79V75H78ZM78 76H77V77H78ZM97 76H98V75H97ZM108 76H109V75H108ZM154 76H155V75H154ZM156 76H155L153 79H156ZM197 76H198V77H197ZM222 76L225 77L223 74H222ZM245 76H246V74H245ZM263 76H264V75H263ZM10 77L12 78L13 76L10 75ZM72 77H74V76H72ZM86 77H88V76L86 75ZM104 77H105V76H104ZM106 77H107V76H106ZM106 77H105V78H106ZM110 77H111V76H110ZM117 77L119 78L120 75L118 74ZM142 77H143V76H142ZM159 77H158V79H159ZM171 77H172V79L174 80V77H175V76H174V77L171 76ZM200 77H202V76L200 75ZM217 77H218V76H217ZM227 77H229V76H227ZM227 77H225V78H227ZM2 78L5 79V80L7 79L6 77H2ZM8 78H9V77H8ZM17 78H18V77H17ZM24 78H25V77H24ZM37 78H38V76H37ZM40 78H41V77H40ZM80 78H81V75H80ZM82 78H83V77H82ZM82 78H81V79H82ZM90 78H91V76H90ZM96 78H97V77H96ZM105 78H104V79H105ZM182 78H183V77H182ZM184 78H185V77H184ZM245 78H246V77H245ZM15 79H16V78H15ZM18 79H19V78H18ZM26 79H27V80H26ZM26 79H24V80H26V82H27V81H28V77H27ZM38 79H39V78H38ZM42 79H43V80H42ZM74 79H75V78H74ZM97 79H98V78H97ZM101 79L103 80V78H101ZM107 79H108V77L106 78L107 83H108V82H109V83L112 82V81L110 82V79H108V80H107ZM169 79H170V78H169ZM215 79L219 82V83H217V85L214 84ZM8 80H9V79H8ZM24 80H23V81H24ZM33 80H34V79H33ZM72 80H73V79H72ZM75 80H76V79H75ZM75 80H73V81H75ZM111 80H112V79H111ZM115 80H116V78H115ZM142 80H143V79H142ZM145 80H147V79H145ZM148 80L150 81V79H148ZM165 80H167V79H165ZM175 80H177V79H175ZM175 80H174V81H175ZM202 80H203V79H202ZM228 80H229V79H228ZM260 80H261V77H260ZM18 81H19V80H18ZM21 81H22V80H21ZM23 81H22V82H23ZM43 81H44V77L41 78V81H40L39 84L43 83ZM77 81H78V80H77ZM84 81H85V79H84ZM151 81H152V80H151ZM151 81H150V82H151ZM177 81H178V80H177ZM182 81H181V82H182ZM245 81H246V79H245ZM249 81H250V79H249ZM253 81H254V79H253ZM255 81H256V80H255ZM3 82H4V81H3ZM6 82L8 83V81H6ZM12 82H13V81H12ZM14 82H15V80H14ZM28 82H29V81H28ZM75 82H76V81H75ZM82 82H83V81H82ZM85 82H87V81H85ZM85 82L83 83L84 85H85ZM95 82H96V81H95ZM99 82H101V81H99ZM99 82H98V83H99ZM114 82H115V81H114ZM116 82H117V81H116ZM120 82H121V80H120ZM145 82H147V81H145ZM152 82H153V81H152ZM164 82H165V81H164ZM164 82H163V84H164ZM167 82H168V81H167ZM250 82H251V81H250ZM17 83L19 84L20 82H17ZM31 83H32V82H31ZM91 83H92V82H91ZM98 83H97V85H98ZM101 83H102V82H101ZM112 83H113V82H112ZM117 83H118V82H117ZM160 83H162V82H160ZM165 83H166V82H165ZM179 83H180V82H179ZM231 83H232V84H231ZM252 83H253V82H252ZM258 83H259V81H258ZM1 84H2V82H1ZM1 84H0V85H1ZM5 84H6V83H5ZM5 84H3V85H5ZM18 84H15L14 86H16V85H18ZM27 84H28V83H27ZM37 84H38V83H37ZM39 84H38V85H39ZM78 84H79V83H78ZM88 84H90V83L88 82ZM88 84H87V85H88ZM119 84H120V83H119ZM141 84H143V83H141ZM155 84L157 85V83H155ZM155 84H154V86H155ZM176 84H177V82H176ZM181 84H182V83H181ZM183 84H182V85H183ZM246 84H247V81H246ZM249 84H250V83H249ZM261 84H262V83H261ZM9 85L11 86V84H9ZM9 85H8V86H9ZM21 85H22V84H20V86H21ZM28 85H29V84H28ZM28 85H27V86H28ZM75 85H76V83H75ZM79 85L82 86L81 81H80V84H79ZM93 85H94V84H93ZM95 85H96V84H95ZM99 85H100V84H99ZM104 85L107 86V84H105V83H104ZM110 85H111V84H109V86H110ZM147 85H148V84H147ZM171 85H172V84H171L170 81H169V86H171ZM187 85H186V86H187ZM251 85H252V84H251ZM23 86H24V85H23ZM35 86H37V85L35 84ZM40 86H41V85H40ZM90 86H91V85H90ZM120 86H122V83L120 84ZM139 86H140V84H139ZM144 86L146 87L145 83H144ZM166 86H167V85H166ZM172 86H173V85H172ZM178 86L180 87V84H179ZM188 86H187V88H186V87H182V88L185 89V90H187V89H189ZM222 86H221V87H222ZM247 86H248V84H247ZM253 86H254V83H253ZM4 87H5V86H4ZM74 87H75V86H74ZM93 87H94V86H92V88H93ZM115 87H116V86H115ZM141 87H142V86H141ZM150 87H151V86H150ZM156 87H157V86L153 87L154 90L156 89ZM161 87H162V85H161ZM167 87H168V86H167ZM167 87H166V88H167ZM5 88H6V87H5ZM12 88H13V87H12ZM12 88H11V89H12ZM16 88H17V89H20L21 87L18 88V86H17ZM31 88H32V87H31ZM35 88H36V87H35ZM71 88H72V87H71ZM112 88H113V87H112ZM117 88L119 89L120 87L117 86ZM139 88H140V87H139ZM146 88H147V87H146ZM153 88H152V89H153ZM158 88H159L158 90H161V89H160V84H159ZM164 88H165V87H164ZM166 88H165V89H166ZM173 88H174V87H173ZM176 88H178L177 85H176ZM176 88L173 89L174 92H175ZM182 88H181V87L179 88V93L181 92L180 89H182ZM226 88H225V89H226ZM1 89H2V88H0V91H1ZM3 89H4V88H3ZM14 89H15V88H14ZM76 89L78 90L77 87H76ZM81 89H82V87H81ZM81 89H79V90H81ZM84 89H85V88H84ZM101 89H102V88H101ZM101 89H100V91H101ZM103 89H104V87H103ZM105 89H106V87H105ZM107 89H108V88H107ZM107 89H106V90H107ZM141 89H142V88H141ZM143 89H144V88H143ZM150 89H151V88H150ZM150 89H149V90H150ZM219 89H223V88H219ZM7 90H8V89H7ZM15 90H16V89H15ZM31 90H32V89H30V91H31ZM88 90H89V89H87V92H88ZM92 90H93V89H92ZM97 90H99V88H98ZM112 90H113V89H112ZM119 90H120V92H121V89H119ZM119 90H118V91H119ZM189 90H190V89H189ZM18 91H19V90H18ZM18 91H17V94H18V93L20 94V92H18ZM89 91H90V90H89ZM94 91H95V88H94ZM100 91H99V92H100ZM109 91H110V90H109ZM113 91H114V90H113ZM142 91H143V90H142ZM150 91H151V90H150ZM161 91H164L163 88H162ZM182 91H183V90H182ZM223 91H224V90H223ZM251 91H252V92H251V97L253 98L254 102L256 103V106H260V107H261L260 109H261L262 111H261L259 108H257V109L260 110L261 113H264V85H260V83H259V85L257 84L256 87H255L253 90L251 89ZM3 92H4V91H3ZM9 92H10V91L8 90L7 93H9ZM14 92H16V91H14ZM21 92H22V90H21ZM77 92H78V91H77ZM90 92H91V91H90ZM107 92H108V90H107ZM159 92H160V91H159ZM177 92H178V91H177ZM177 92H176L175 94H178ZM193 92H194V91H193ZM4 93H6V92H4ZM4 93H3V96L5 95ZM12 93H13V92H12ZM72 93H73V92H72ZM72 93H71V95H72ZM80 93H81V92H80ZM91 93H92V92H91ZM104 93H105V92H104ZM108 93H109V92H108ZM115 93H117V91H116ZM145 93H147V92H145ZM165 93L168 94L167 91H166ZM165 93H164V94H165ZM1 94H2V93H1ZM23 94H24V95L27 94V89H26V94H25V93H23ZM28 94L30 95V93H28ZM75 94H76V93H75ZM87 94H88V93H87ZM102 94H103V92H102ZM109 94H110V93H109ZM118 94H119V93H118ZM153 94H154V93H153ZM160 94H161V93H160ZM164 94H163V92H162V95H163V96H164ZM167 94H166V95H167ZM196 94H197V93H196ZM248 94H249V95H248ZM6 95H8V94H6ZM96 95H97V94H96ZM107 95H108V94H107ZM107 95L105 96L106 98L103 99L104 101H106V99H108V96H107ZM112 95H113V94H112ZM149 95H150V93L148 94V96H149ZM178 95H179V94H178ZM194 95H195V94H194ZM197 95H198V94H197ZM221 95H222V96H221ZM8 96H9V95H8ZM8 96H6V97L8 98ZM72 96H74V97L76 98L77 95L75 96L74 93H73ZM72 96H71V97H72ZM80 96H81V95H80ZM83 96H85V95H83ZM113 96H114V95H113ZM121 96H122V95H121ZM123 96H124V95H123ZM123 96H122V97H123ZM150 96H151V95H150ZM152 96H153V95H152ZM173 96H174V95H173ZM0 97H1V96H0ZM6 97H4V99H6L5 101L8 102V100H7ZM11 97L13 98V96H11ZM11 97H10V99H11ZM16 97H17V96H16ZM74 97H73V98H74ZM81 97H82V96H81ZM81 97H77V98H81ZM85 97H86V96H85ZM85 97H84V98H85ZM88 97H90V96H87L85 99L88 100ZM99 97H101V96L99 95ZM110 97H111V96H110ZM114 97H117V96H114ZM156 97H157V96H156ZM156 97H155V98H156ZM175 97H176V96H175ZM2 98H3V97H2ZM75 98H74V99H75ZM91 98H92L91 101L94 102L95 99H94L93 97H91ZM97 98H98V95H97ZM117 98H118V97H117ZM211 98H210V99H211ZM223 98L226 99L224 96H223ZM4 99H3V100H4ZM74 99H72V100H73L72 102H74L73 104H75V105L72 104L73 107L76 106V102H77V100H74ZM85 99H83V101H84ZM120 99H121V101H122V98H121V97H120ZM162 99H163V97H162ZM175 99H176V98H175ZM198 99H200V98H198ZM208 99H209V98H208ZM0 100H1V98H0ZM101 100H102V99H101ZM114 100H115V99H114ZM114 100H113V101H114ZM145 100H146V99H145ZM150 100H151V99H150ZM237 100H239V99H237ZM248 100H250V99L248 98ZM1 101H2V100H1ZM14 101H15V103L18 104L17 100H14V98H13V102H14ZM18 101H19V100H18ZM75 101H76V102H75ZM80 101H82V100H80ZM95 101H96V100H95ZM113 101L111 100V102H113ZM118 101H119V103L117 102V104H120L121 102H120L119 98H118ZM200 101H202V100L200 99ZM210 101H211V100H210ZM210 101H209V102H210ZM242 101H241V103L243 104ZM9 102H10V101H9ZM97 102H100V101L98 100ZM97 102H96V103H97ZM111 102H110V100H109V102H107V103H110V106H107L109 110H110V107L112 108V106H111ZM138 102H139V101H138ZM204 102H205V101H204ZM206 102H207V101H206ZM206 102H205V103H206ZM209 102H208V103H209ZM252 102H253V101H252ZM254 102H253V103H254ZM5 103H6V102H5ZM5 103L3 102V103H1V104H2V105L4 104L3 106H5ZM20 103H21V101H20ZM91 103H92V102H91ZM96 103L94 102V103H92V105L94 104V105H93L94 107H95V105L98 107V104H99V103H98V104H96ZM100 103H101V102H100ZM124 103H125V100H124ZM141 103H142V101H141ZM178 103H179V102H178ZM205 103H204V104H205ZM210 103H211V102H210ZM245 103H246V102H245ZM255 103H254V104H255ZM10 104H11V102H10ZM12 104H13V103H12ZM12 104H11V105H12ZM17 104H16V105L14 104V105L17 106V109H20L19 104H18V105H17ZM21 104L24 106L23 103H21ZM80 104H81V103H80ZM80 104H79V105H80ZM83 104H84V102H83ZM86 104H87V103H86ZM104 104H105V103H104ZM137 104H138V103H137ZM229 104H230V103H229ZM238 104H239V103H238ZM242 104H240V105H242ZM249 104H250V102H249ZM14 105H13V107H14ZM89 105H90V104H89ZM89 105L87 104V105H85V106H88L87 108H89V107H90ZM101 105H102V104H101ZM115 105H116V103H115ZM115 105H114V107H115ZM121 105H122V103L120 104L119 107H121ZM124 105H125V104H124ZM200 105H202V104H200ZM225 105H226V104H225ZM235 105H236V102H235ZM240 105H239V106H240ZM252 105H253V104H252ZM130 106H131V105H130ZM137 106H139V104H138ZM147 106H148V105H147ZM167 106H168V105H167ZM167 106H165V107H167ZM230 106H231V105H230ZM244 106H246V105H244ZM248 106H249V105H248ZM1 107H2V106H0V108H1ZM5 107H6V106H5ZM25 107H27V106H26V105L24 106V109L26 110ZM77 107H78V106H77ZM81 107H82V106L80 105V108L78 107V109H81ZM119 107H118V109H119ZM235 107H236V106H235ZM250 107H251V106H250ZM252 107H253V106H252ZM2 108H3V107H2ZM2 108H1V109H2ZM7 108H8L7 110H9V105H7ZM71 108H72V107H71ZM74 108H75V107H74ZM116 108H117V107H116ZM123 108H124V107H123ZM128 108H129V107H128ZM167 108L169 109V111H171V112L173 111V112L175 113V110H176V109L173 108V110H171V109H172V106H171V107L168 106ZM170 108H171V109H170ZM225 108H226V107H225ZM236 108H237V107H236ZM24 109H21V110H24ZM72 109H73V108H72ZM75 109H76V108H75ZM113 109H114L113 112H114V114H115V112H117V110H115V108H113ZM124 109H125V108H124ZM164 109H165V108H164ZM226 109H227V108H226ZM237 109H238V108H237ZM237 109H236V110H237ZM246 109H247V106H246ZM253 109H254V108H253ZM255 109H256V108H255ZM2 110H3V109H2ZM4 110L6 111V108H5ZM11 110H15V109L12 108ZM89 110L91 111L90 108H89ZM102 110H103V109H102ZM104 110L107 111V112H106V115H108V114H109V113H108V110H107V109H104ZM146 110L148 111V109H146ZM221 110H222V111H221ZM224 110H225V109H224ZM234 110H235V108H234ZM236 110H235V111H236ZM249 110H251V109L249 108ZM258 110H257V111H258ZM5 111H4V112H5ZM15 111H16V110H15ZM15 111H14V112H15ZM72 111H73V110H72ZM129 111H130V110H129ZM164 111H165V110H163L162 115H163V114L165 115L166 112H164ZM227 111H228V110H227ZM229 111H230V110H229ZM232 111H233V110H232ZM7 112H8V111H7ZM7 112H5V113H3V114H6V115H7ZM19 112L21 113V111H19ZM23 112H26V111H23ZM86 112H87V114H88V111H87V110H86ZM95 112H96V111H95ZM110 112L112 113V111H110ZM118 112H119V110H118ZM120 112L123 113L122 111H120ZM173 112H172V113H173ZM196 112H197V113H196ZM221 112H222V113H221ZM1 113H2V112H1ZM9 113H10V110H9ZM11 113H12V112H11ZM11 113H10V114H11ZM20 113H19V114H20ZM26 113H27V112H26ZM92 113H93V112H92ZM107 113H108V114H107ZM145 113H146V112H145ZM167 113L170 114V112H167ZM172 113H171V114H172ZM217 113H219V114H217ZM225 113H226V112H225ZM23 114H24V113H23ZM90 114H91V113H90ZM99 114H100V113H99ZM104 114H105V111H104ZM125 114L127 115V113H125ZM171 114H170V115H171ZM175 114H176V113H175ZM216 114H217V115H216ZM241 114H242V113H241ZM254 114H255V112H254ZM1 115H2V114H1ZM6 115H5V116H6ZM25 115L28 116V113L25 114ZM85 115H86V114H85ZM112 115H113V114H112ZM116 115H117V114H116ZM121 115H122V114H121ZM170 115H169V117H171ZM192 115H193V114H192ZM226 115H227V114H226ZM228 115H229V114H228ZM245 115H246V114H245ZM256 115L263 116L262 114H259V112H258V114H256ZM11 116H12V114H11ZM14 116H15V114H14ZM14 116H13V118H10V119H13V120H14ZM16 116L18 117L17 112H16ZM16 116H15V117H16ZM20 116H21V115H20ZM20 116H19V117H20ZM27 116H26V118H27ZM103 116H104V118H105V115H103ZM113 116H114V115H113ZM128 116H129V114H128ZM145 116H146V115H145ZM148 116H149V114H148ZM152 116H153V115H152ZM156 116H157V113H156ZM166 116H168V114H167ZM172 116H173V115H172ZM194 116H196V115H194ZM246 116H247V115H246ZM3 117H4V116H3ZM6 117H7V116H6ZM9 117H10V115H9ZM17 117H16V118H17ZM32 117H33V116H32ZM32 117H30V118H31L32 120H35V119L32 118ZM93 117H95V116L93 115ZM93 117H92V118H93ZM108 117H109V115H108ZM124 117H125V115H124ZM146 117H147V116H146ZM149 117H150V116H149ZM154 117H155V116H154ZM173 117H174V116H173ZM173 117H172V118H173ZM175 117H176V116H175ZM191 117H192V116H191ZM240 117H241V116H240ZM20 118L22 119V117H20ZM20 118H19V119H20ZM84 118H86V117L84 116ZM87 118H88V115H87ZM118 118H119V117H118ZM158 118H159V117H158ZM158 118H157V119H158ZM167 118H168V117H167ZM252 118H253V116H252ZM10 119H9V118H8V119L5 118V119L0 120V121H1V122H0V125H3L4 128L7 127V126H8V127H18V126H20V124H21V122H22L21 119H20V120H16V119H15V121H11ZM89 119H90V118H89ZM95 119H97V118H95ZM101 119H102V121H105V119H104V120H103V118H101ZM112 119H113V118H112ZM116 119H117V117H116ZM116 119H115V120H116ZM119 119H123V116H122V118H119ZM127 119H128V118H127ZM131 119H132V116H131ZM143 119H144V116H143ZM143 119H142V120L140 119V120H141V124H143L142 126L145 125V128H143V129L147 130V128H146V124L143 123V122H144ZM157 119H156V120H157ZM163 119H164V118H163ZM180 119H182V118H180ZM239 119H240V118H239ZM254 119H255V118H254ZM23 120H24V119H23ZM36 120H37V119H36ZM128 120H129V119H128ZM128 120H127V121H128ZM148 120H150V118H148ZM148 120H147V121H148ZM160 120H161V119H159L158 121H160ZM169 120H170V119H169ZM186 120L188 121V118H187ZM189 120H190V119H189ZM240 120H241V119H240ZM244 120H247V119H245V117H244ZM256 120H258V119L256 118ZM28 121H29V116H28ZM28 121L26 120V121H24V123L27 124ZM100 121H101V120H99V123H100ZM109 121H110V120H109ZM113 121H114V120H113ZM142 121H143V122H142ZM147 121H146V122H147ZM154 121H155V120H154ZM165 121H166V122H169L167 119H166ZM182 121H184V119H183ZM90 122H91V121H89V123H90ZM120 122H122V120H121ZM124 122L127 123L125 120H123V124H124ZM139 122H140V121H139ZM161 122H162V120H161ZM177 122H178V121H177ZM188 122H189V121H188ZM192 122H193V120H192ZM228 122H229V121H228ZM232 122H233V121H232ZM241 122H242V120H241ZM247 122H248V121H247ZM254 122H255V124H256L258 121H254ZM31 123H32V122H31ZM36 123H37V122H36ZM36 123L34 122V124H36ZM87 123H88V122H87ZM151 123H152V122H151ZM151 123H149V127H150V124H151ZM156 123H158V122L156 121ZM156 123H155V125H156ZM239 123H240V122H239ZM110 124H111V123H110ZM110 124H108V125H110ZM123 124H122V126H123ZM147 124H148V122H147ZM153 124H154V123H152V125H153ZM170 124H171V122H170ZM36 125H37V124H36ZM38 125H39V124H38ZM113 125H114V124H113ZM113 125H112V126H113ZM118 125H119V122H118ZM138 125H140V124H138ZM158 125H159V124H158ZM158 125H156V126H158ZM177 125H179V122H178ZM181 125H182V124H181ZM237 125H238V122H237ZM239 125L242 127V124H241V123H240ZM257 125H258V126L260 125L261 128L264 130V123H263V122H262V123H257ZM103 126H105V125H103ZM119 126H120V125H119ZM119 126H118V127H119ZM125 126H126V124H125ZM128 126H129V124L127 125V128H128ZM162 126H163V125H161L160 128H162ZM179 126H180V125H179ZM182 126H183V125H182ZM230 126H231V125H230ZM234 126H235V125H234ZM244 126H245V125H244ZM251 126H252V125H251ZM26 127H29V125L26 126ZM26 127H25V128H26ZM30 127H31V126H30ZM32 127H33V126H32ZM32 127H31V128H32ZM101 127H102V126H101ZM116 127H117V126H116ZM116 127L114 126L115 129H116ZM137 127H138V126H137ZM183 127H184V126H183ZM198 127H199V128H198ZM241 127H239V128L241 129ZM21 128H24V127H21ZM21 128H19V129L21 130ZM31 128H30L29 130L32 132V131L34 130V129H33L34 127H33L32 129H31ZM90 128H91V126H90ZM108 128H109V126H108ZM119 128H121V127H119ZM123 128H124V126H123ZM135 128H136V127H135ZM138 128H140V127H138ZM150 128H151V127H150ZM155 128H157V127H155ZM166 128H168V126H167ZM181 128H182V127H181ZM191 128H192V130H193V128H195V129L192 131ZM219 128H221V127H219ZM225 128H226V127H225ZM244 128H245V130H246V127H244ZM6 129H7V128H6ZM6 129H4V130L6 131ZM17 129H18V128H17ZM128 129H129V128H128ZM136 129H137V128H136ZM136 129L134 130V129H132V127H131V131L134 130V131H133L134 133L139 134V135H144V134H143V133H144L143 131H142L143 133H141V134L139 133V131H138V133L135 132ZM183 129H184V128H183ZM214 129H215V127H214ZM217 129H218V128H217ZM226 129H227V128H226ZM35 130H36V129H35ZM109 130H111V127L109 128ZM126 130H127V129H126ZM140 130H141V129H140ZM155 130H156V129H155ZM160 130H161V129H160ZM167 130H168V129H167ZM180 130L183 132L182 129H180ZM189 130H188V131H189ZM202 130H203V132H205L204 128H203ZM224 130H225V129H224ZM236 130H237V129H236ZM258 130H259V129H258ZM0 131H1V129H0ZM8 131H9V130H8ZM12 131H13V130H12ZM12 131H11V133H12ZM14 131H15V128H14ZM17 131H18V130H17ZM17 131H15V134H16V135L14 134L15 137L18 136L19 131H18V132H17ZM30 131H29V132H30ZM36 131H37V130H36ZM113 131H114V129H113ZM117 131H118V133L120 134V132H119L120 129L118 130V128H117ZM117 131H116V132H117ZM148 131L150 132V130H148ZM153 131H154V130H153ZM164 131H165V130H164ZM210 131H211V129H210ZM228 131L230 132V130H228ZM231 131H233V130L231 129ZM254 131H257V130L254 129ZM1 132H2V131H1ZM1 132H0V133H1ZM20 132H21V131H20ZM31 132H30V133H31ZM34 132H35V131H34ZM151 132H152V131H151ZM157 132H158V130H156V133L154 132V134L156 135V134L159 133V132H158V133H157ZM161 132H162V130H161ZM165 132H166V131H165ZM224 132H225V131H224ZM226 132H227V131H226ZM229 132H227V133H229ZM247 132H248V131H246V133H247ZM257 132H258V131H257ZM259 132H260V133L262 132L261 134H259L260 136H262L263 131L260 130ZM3 133H4V131L2 132V136H3ZM9 133H10V131H9ZM13 133H14V132H13ZM13 133H12V134H13ZM30 133H29V134H30ZM35 133H36V132H35ZM111 133H112V131H111ZM152 133H153V132H152ZM195 133H197V132H195ZM199 133L202 134L201 132H199ZM205 133H206V132H205ZM207 133H208V132H207ZM207 133H206V134H207ZM239 133H240V131H239ZM239 133H238V134H239ZM241 133L244 135V137H246L245 134H244L243 132H241ZM241 133H240V134H241ZM254 133H255V135H256V132H254ZM12 134H11V135H12ZM33 134H34V133H33ZM33 134H32V137H33ZM108 134H109V132H108ZM148 134L151 135V133H148ZM159 134H160V133H159ZM167 134H168V133H167ZM170 134H171V133H170ZM182 134H183V133H182ZM185 134H186V133H185ZM191 134H192V133H191ZM197 134H198V133H197ZM197 134L195 135V134L193 133V135L195 136V138H196V136H197V138H196L197 141H194V140L192 139V140L195 142L194 144H196V145L198 144L197 142H199V141L202 142V140H203V141L205 140L203 134H202V137H203V138L201 137L202 139H201L200 137H199V139H198V135H197ZM209 134H210V133H209ZM211 134H213V133L211 132ZM221 134H222V131H221ZM224 134H225V133H224ZM232 134H233V133H232ZM232 134H231V135H232ZM11 135L9 134L8 136H11ZM34 135H35V134H34ZM105 135H106V133H105ZM113 135H114V137H116L115 134H113ZM139 135H138V136H139ZM146 135H147V134H146ZM160 135H163V134H160ZM165 135H166V133H164L163 136H165ZM186 135H187V134H186ZM229 135H230V134H229ZM231 135H230V136H231ZM233 135H234V137H235V134H233ZM250 135H252V134H250ZM19 136H20V138L18 137L19 140H21L22 137H24V136H22V133H21V134L19 133ZM30 136H31V135H30ZM117 136H118V134H117ZM134 136H135V134H134ZM136 136H137V135H136ZM163 136H162V137H163ZM171 136H172V135H171ZM174 136L177 137V134L174 135ZM174 136H173V139L175 138ZM179 136H181V135H178V137H179ZM188 136L191 138L190 132L188 133L187 137H188ZM194 136H192V137H194ZM199 136H200V135H199ZM222 136L225 137L224 135H222ZM222 136H220V133H219V138H220V137L222 138ZM226 136L228 137L227 134H226ZM252 136H253V135H252ZM263 136H264V134H263ZM263 136H262V137H263ZM59 137H61V135H59ZM142 137H143V136H142ZM144 137H145V136H144ZM151 137H152V135H151ZM156 137H157V136H156ZM156 137L154 136L153 139H155ZM214 137L216 138V136H214ZM236 137H237V136H236ZM247 137H248V136H247ZM27 138L29 139V137H27ZM135 138L138 139L137 137H135ZM139 138H140V137H139ZM145 138H146V137H145ZM145 138H144V139H145ZM160 138H161V137H160ZM160 138H159V136H158V139H160ZM170 138H172V137H169V139H170ZM179 138H180V137H179ZM219 138H216V139H213V140L216 141V140H219ZM228 138H229V137H228ZM232 138H233V136H232L230 139H232ZM238 138H239V136H238ZM249 138H250V137H249ZM254 138H255V137H254ZM260 138H261V137H260ZM1 139H2V138H1ZM1 139H0V140H1ZM6 139H8V138H6ZM14 139H15V138H14ZM144 139H143V140H144ZM148 139L150 140L149 137H148ZM158 139L156 138V141H157ZM161 139H162V138H161ZM161 139H160V140H161ZM176 139H178V138H176ZM183 139L185 140V137H183ZM183 139H182V142H183ZM243 139H246V138H243ZM256 139H257V138H256ZM262 139H263V138H262ZM2 140H3V139H2ZM4 140H5V139H4ZM9 140L11 141V139H9ZM105 140H106V139H105ZM105 140H104V143H107V142H105ZM163 140H164V139H163ZM188 140H189V141H186V140H185V141H186V142H185L186 144H185L184 146H182V144H183L182 142H178V141H176V143H174V144L176 145L177 142H178L177 145L183 147L182 149H184V150H185V148H186L185 151H187V149H188L189 146H190L191 148H189L188 151H190V150L193 151V147H195V148H198V147H199V146H196V145H195V146H192V145L190 144V140H191V139L188 138ZM192 140H191V141H192ZM220 140H221V141H219V142H222V143L224 144L223 138L220 139ZM224 140H225L226 142H227V141L229 142V140H226V138H224ZM233 140H234V139H233ZM233 140H232L231 142L233 143V146H235L234 144L236 143V139L234 140L235 142H233ZM248 140H249V139H248ZM5 141H6V140H5ZM5 141H3V142H5ZM7 141H8V140H7ZM29 141H30V140H29ZM146 141H147V140H146ZM158 141H159V140H158ZM158 141H157V142H158ZM161 141H162V140H161ZM174 141H175V140H174ZM180 141H181V138H180ZM193 141H192V142H193ZM237 141H239V142H237V143L241 144V146H244V145H243L244 143H240V139H237ZM263 141H264V140H263ZM13 142H14V141H13ZM15 142H16V144H18V140H15ZM21 142H22V141H20V143H21ZM23 142L26 143L27 141L24 140ZM136 142H137V141H136ZM139 142H142V144H144V145L146 146V143H143L142 140H139V139H138V145H139ZM149 142H150V141H149ZM152 142H153V141H152ZM154 142H155V140H154ZM159 142H160V141H159ZM165 142H166V143H167V142H170V143H171L172 140L167 141V140L165 139ZM188 142H189V143H188ZM246 142H247V140H246ZM251 142H252V141H251ZM261 142H262V141H261ZM1 143H2V141H1ZM1 143H0V144H1ZM20 143H19V147H20V145H21ZM25 143H23V144H25ZM32 143H33V142H32ZM32 143H31V144H32ZM147 143H148V142H147ZM162 143H164V142L162 141ZM162 143H161L160 145H161L162 147H164V145H162ZM181 143H182V144H181ZM202 143H203V142H202ZM204 143H206V142H204ZM204 143H203V145H204ZM259 143H260V142H259ZM3 144H4V143H3ZM5 144H7V143L5 142ZM5 144H4V146H5ZM10 144H11V146H12L13 143H10ZM171 144H172V143H171ZM174 144H173V146H174ZM180 144H181V145H180ZM200 144H201V143H200ZM218 144H220V145H219L220 147H224V146H223V144H221V143H216V147H214V148L218 149V152H219V148H217ZM229 144L232 145L230 142H229ZM248 144L250 145L249 141H248ZM257 144H258V143H257ZM262 144H263V143H262ZM262 144H261V145H262ZM14 145H15V144H14ZM106 145H107V144H106ZM177 145H176V146H177ZM209 145H210V147L213 146L212 144H209ZM221 145H222V146H221ZM258 145H260V144H258ZM261 145H260V146H261ZM263 145H264V144H263ZM4 146H3V147H4ZM21 146H22V145H21ZM33 146H34V143H33ZM33 146H32V147H33ZM132 146H133V145H132ZM154 146H155V145H154ZM186 146H187V147H186ZM201 146H202V144H201ZM255 146H257L256 143H255ZM27 147L30 148L28 145H27ZM130 147H131V145L129 146V149H130ZM134 147H135V146H134ZM151 147H152V145H151ZM157 147H158V146H157ZM162 147H161V149H162ZM167 147H169V144H168ZM167 147H166V148H167ZM177 147H178V146H177ZM236 147H237V149H238V147H239L238 144H236V146L233 147V148H235V150H237ZM261 147H263V146H261ZM261 147H260V148H261ZM9 148H10V147H9ZM28 148H27V149H28ZM135 148H136V147H135ZM135 148H134V149H135ZM148 148H150V146H148ZM159 148H160V147H159ZM225 148H226V147H225ZM16 149H17V147H16ZM21 149H22V148H21ZM84 149H85V148H84ZM116 149H117V148H116ZM116 149H115V150H116ZM153 149H154V148H153ZM167 149H168V148H167ZM167 149H166V151H167ZM171 149H172V148H171ZM171 149H170V150L168 149V153L171 151ZM177 149H178V148H177ZM199 149H200V147H199ZM216 149H215V152L217 153V156L220 157V154L216 151ZM226 149H227V148H226ZM229 149H230V150L232 151V153H233V150H234V149L232 150V147L229 148ZM240 149H241V148H240ZM2 150H3V152H4V149H2ZM2 150H1V148H0V151H2ZM13 150H14V147H13ZM19 150H20V149H19ZM117 150H118V149H117ZM130 150H132V149H130ZM136 150H137V148H136ZM138 150H140V149H138ZM175 150H176V149H175ZM175 150H174V151H175ZM200 150H201V149H200ZM202 150H203V149H202ZM204 150H205V148H204ZM221 150H222V148H220V151H221ZM230 150H229V152H230ZM235 150H234V151H235ZM11 151H12V150H11ZM14 151H16V150H14ZM17 151H18V149H17ZM84 151H85V150H84ZM84 151H83V152H84ZM128 151H129V150H128ZM150 151H151V150H150ZM155 151H157V153H158V150L155 149L154 152H155ZM179 151H181V149H180V150L178 149V153H179ZM5 152H6V150H5ZM20 152H21V151H20ZM24 152H25V149H24ZM113 152H114V151H113ZM129 152L132 153L131 151H129ZM171 152H172V151H171ZM171 152H170L169 154H167V152H165V155L167 154V155H170V157H171V156H172L171 154H173V152H172V153H171ZM176 152H177V151H176ZM176 152H174V154H176ZM190 152H191V151H190ZM195 152H197V149L194 150V153H193V154H195ZM199 152H200V151H199ZM201 152H202V151H201ZM201 152H200V153H201ZM8 153H9V151H8ZM15 153H16V152H15ZM15 153L10 154V156L14 155ZM18 153H19V152H18ZM18 153H17V155H18ZM22 153H23V152H22ZM25 153H26V152H25ZM25 153H24V155H23L22 157L25 156ZM84 153H85V152H84ZM114 153H116V152H114ZM137 153H138V151H137ZM182 153H185V152L182 150L181 153H180V155H179V157L181 156V158H184V157H186V156H187V157L189 156V157L192 159V155H191V153L187 152L188 155H187V153H185V154H184L185 156H182ZM203 153H204V152H203ZM206 153H207V152H206ZM208 153H209V152H208ZM220 153H222V152H220ZM230 153H231V152H230ZM230 153H227L226 156H227L228 154L231 155V156L233 155V158L236 159V161H239V160L237 159L238 156H236L237 158H235L234 154H232V153L230 154ZM234 153L236 154V152H234ZM241 153H242V152H241ZM241 153H240V156H239L240 158L242 157L241 155H243V157H244V153H245V151L243 152V154H241ZM247 153H248V150H247ZM249 153H251L250 150H249ZM111 154H112V153H111ZM111 154L109 153L110 156H111ZM128 154H129V153H128ZM151 154H152V153H151ZM213 154H214V152H213ZM218 154H219V155H218ZM222 154H223V153H222ZM3 155H4V154H2L1 158L3 157ZM15 155H16V154H15ZM19 155H20V154H19ZM190 155H191V156H190ZM210 155H211V153H210ZM236 155H239V150H238V153H237ZM113 156H115V155H113ZM113 156H112V157H113ZM153 156H154V154H152V157H153ZM174 156H175V155H174ZM174 156H173V157H174ZM193 156H194V155H193ZM213 156H214V155H213ZM231 156L228 157L227 161H228L229 159H230L231 161L233 160ZM246 156L249 157V154L245 155V159H246ZM13 157H14V156H13ZM16 157H17V156H16ZM22 157H21V158H22ZM85 157H86V156H85ZM115 157H116V156H115ZM127 157H128V156H127ZM131 157H132V156H131ZM157 157H158V155H157ZM167 157H168V156H167ZM176 157H177V156H176ZM176 157H174V160H178V157H177V158H176ZM196 157H197V154H196ZM196 157H195V158H196ZM1 158H0V159H1ZM7 158H8V157H7ZM125 158H126V157H125ZM125 158H124L123 163L121 162L122 160H121L120 158H119V161H120L122 164H124V163L126 164L125 160L128 159V158H126V159H125ZM155 158H156V157H155ZM193 158H194V157H193ZM4 159H5V158H4ZM4 159H3V162L5 161ZM13 159H14V158H13ZM22 159H23V158H22ZM114 159H115V158H114ZM169 159H171V158H169ZM24 160H25V159H24ZM116 160H117V159H116ZM130 160H131V159H130ZM152 160H153V159H152ZM221 160H222V158H221ZM230 160H229V161H230ZM241 160H242V159H241ZM12 161H13V160H12ZM21 161H22V160H21ZM209 161H210V160H209ZM234 161H235V160H234ZM236 161H235V165H233V166H229L230 169H232V167H233L234 170H236V169H235V168H237V167H235L236 165H238V167H239V164H237ZM29 162H30V161H28V166H29ZM115 162H117V161H115ZM127 162H129V159H128ZM130 162H131V161H130ZM132 162H133V157H132ZM134 162H136V163L138 164V162H137L136 160H134ZM134 162H133V164H134ZM154 162H155V159H154ZM239 162H240V161H239ZM6 163H7V165H6ZM6 163H5V164L3 163V165L8 166L9 168H6V169H9V170H10L11 167H12L13 162H12V164H10L9 160H6ZM22 163H23V162H21V164H22ZM25 163H26V162H25ZM156 163H157V162H156ZM214 163H215V162H214ZM240 163H241V162H240ZM8 164H10L11 167H10V165H8ZM15 164H16V162H15ZM149 164H150V163H149ZM152 164H153V162H152ZM152 164H151L150 166H152ZM241 164L243 165V163H241ZM17 165H18L17 167H18V169H19V165H20V163L17 162ZM126 165H127V164H126ZM135 165H136V164H135ZM147 165H148V164H147ZM216 165H217V164H216ZM221 165H222V164H221ZM223 165H225V164H223ZM228 165H230V164H228ZM0 166H1V165H0ZM13 166H15V165H13ZM20 166L23 168V171H24V166L26 167V165L24 164V165H20ZM133 166H134V165H133ZM133 166H132V167H133ZM137 166H138V165H137ZM218 166H220V165H218ZM225 166H226V165H225ZM244 166H245V164H244ZM246 166H247V165H246ZM246 166H245V167H246ZM134 167H135V166H134ZM134 167H133V168H134ZM155 167H156L155 169L157 170V166H155ZM192 167H193V166H192ZM192 167H191V169L189 168L191 171H193ZM209 167H211V166L209 165ZM213 167H215V166H213ZM226 167H227V166H226ZM226 167H225V168H226ZM15 168H16V166H15ZM27 168H28V167H27ZM137 168H138V167H137ZM227 168H228V167H227ZM249 168H250V166H249ZM257 168H258V167H257ZM195 169H196V168H195ZM211 169H212V167H211ZM211 169H208V171L210 172ZM216 169H220V168H216ZM238 169H239V168H238ZM251 169H252V167H251ZM253 169H254V168H253ZM11 170H12V169H11ZM16 170H17V169H16ZM139 170H140V169L138 168L137 171H139ZM143 170H144V169H143ZM201 170H202V169H201ZM203 170H204V167H203ZM203 170H202V171H203ZM213 170H214V168H213ZM248 170L250 171V169H248ZM255 170H256V169H255ZM258 170H260V169L258 168ZM25 171H27V170H25ZM25 171H24V172H25ZM141 171H142V170H141ZM141 171H140V172H141ZM194 171H196V170H194ZM194 171H193V172H194ZM197 171H199V170H197ZM208 171H206V174H205L206 178L209 176V174L207 175V172H208ZM226 171H227V170H226ZM242 171L244 172V171H246V170L244 169V170H242ZM253 171H254V170H253ZM256 171H257V170H256ZM8 172H9V171H8ZM11 172H12V171H11ZM13 172H14V168H13ZM13 172H12V174H13ZM19 172L21 173L22 171L19 170ZM140 172H139V174L142 173V172H141V173H140ZM143 172H144V171H143ZM150 172H151V173H152V172L154 173V171H152V170H151ZM159 172H160V171H159ZM199 172H200V171H199ZM199 172H198V174H196V175L199 176V175H200ZM214 172H215V171H214ZM218 172L221 173L219 170H218ZM227 172H229V171H227ZM227 172H226V173H227ZM247 172H248V171H247ZM257 172H258V171H257ZM262 172H263V171L260 170V173H262ZM20 173H18V174L20 175ZM194 173H195V172H194ZM201 173H202V172H201ZM204 173H205V172H204ZM240 173H241V172H239L240 177L243 178L242 174H240ZM250 173H252V174L254 175L253 172H250ZM258 173H259V172H258ZM263 173H264V172H263ZM22 174H23V173H22ZM24 174L27 175V172H25ZM24 174H23V176H24ZM202 174H203V173H202ZM212 174L214 175V173H212ZM217 174H218V173H217ZM228 174H229V173H228ZM228 174H227V176H230V177H231V175H230V174L228 175ZM233 174H234V173H233ZM237 174H238V172L236 173V175H237ZM246 174L248 175L249 173H246ZM252 174H249V176L252 175ZM9 175H10V176H8V177H12L10 172H9ZM143 175L146 176V173H143ZM147 175H149V172L147 173ZM220 175H222V173H221ZM223 175H224V174H223ZM258 175H260V174H258ZM261 175H263V174H261ZM261 175H260V176H261ZM13 176H15V174H13ZM17 176H18V175H17ZM189 176H190V175H189ZM194 176H195V175H194ZM200 176H201V175H200ZM200 176L197 178L198 180L200 179ZM203 176H204V175H203ZM216 176H217V175H216ZM234 176H235V175H234ZM24 177H25V176H24ZM146 177L148 178V176H146ZM219 177L221 178V176H219ZM224 177H225V176H224ZM232 177H233V176H232ZM250 177H252V176H250ZM254 177H255V175H254ZM254 177H252V178H254ZM13 178H14V177H13ZM21 178H23V177L21 176ZM25 178H26V177H25ZM25 178H23V179H25ZM190 178H191V177H190ZM190 178H189V179H190ZM206 178H205V179H206ZM226 178H227V177H226ZM237 178H239V177H237ZM245 178H248V176H245ZM252 178H251V179H252ZM10 179H11V178H10ZM19 179H20V178H19ZM155 179H156V177H155ZM187 179H188V178H187ZM193 179H195V178H193ZM193 179L191 178L190 181H187V180H186L187 183H185L184 186L187 187V189H188L189 186H191V185L193 184V183H190L191 180H193ZM208 179H209V177H208ZM215 179H216V178H215ZM229 179H231V178H229ZM229 179H227L226 182H228ZM254 179H255L254 181H255L257 184H259V183L262 184V182H259V181H261V178H260V177H259V181L256 180V179H257L256 177H255ZM263 179H264V178H263ZM263 179H262V180H263ZM20 180H21V179H20ZM145 180H146V179H145ZM182 180H183V179H182ZM232 180H233V179H232ZM238 180H239V179H238ZM249 180H250V178H249ZM252 180H253V179H252ZM8 181H9V180H8ZM11 181L13 182V180H11ZM17 181H18V180H17ZM21 181H22V180H21ZM149 181H150V180H149ZM152 181H153V180H152ZM162 181H163V180H162ZM195 181H196V180H195ZM213 181H214L213 184L217 185L216 187L218 188V184H217L216 181H218V183H219V180H214V178H213ZM221 181L223 182L222 179H221ZM221 181H220V182H221ZM246 181H248V180L246 179ZM12 182H8V184L11 185ZM14 182H15V180H14ZM25 182H26V181H25ZM25 182H24L23 185L21 184L22 187H24V185H26ZM139 182H141V179H140ZM139 182H138V184H139ZM150 182H151V181H150ZM150 182H149V183H150ZM177 182H179V183H177ZM177 182H176L177 184L181 185L180 180L177 181ZM193 182H194V180H193ZM204 182H206V181H204ZM209 182H210V180H209ZM215 182H216V183H215ZM224 182H225V180H224ZM231 182H233V181H231ZM236 182H237V181H236ZM240 182L242 183V185H243V182H244L245 184L248 183V185L246 184L247 186H249V183H250V182H245V179H244V181L242 182V179H241V178H240ZM251 182H253V181H251ZM263 182H264V180H263ZM141 183H142V182H141ZM141 183H140V184H141ZM171 183H172V182H171ZM197 183H198V181H197ZM197 183L194 182V184H197ZM200 183H202V180L200 181ZM253 183H254V182H253ZM253 183H251L252 186H250V188H252L253 186H255V183H254V184H253ZM140 184H139V185H140ZM142 184H143V186H145L144 183H142ZM172 184H173V185H176L175 183H172ZM198 184H199V183H198ZM210 184H212V183H210ZM219 184H220V183H219ZM229 184H231V183H229ZM261 184H260V186H261ZM15 185H17V183H16ZM139 185H137V186L139 187ZM157 185H158V184H157ZM164 185H165V183H164ZM173 185H171V186L173 187ZM202 185H204V184L202 183ZM223 185H224V184H223ZM223 185H219V186H220V187L222 186V187L224 188V186L227 185V184H225L224 186H223ZM246 185H244V186H246ZM140 186H141V185H140ZM155 186H156V185H155ZM168 186H169V184H168ZM177 186H178V185H177ZM177 186H175L174 188L176 189ZM205 186H206V185H205ZM210 186H211V185H210ZM231 186H232V185H231ZM236 186L238 187V185H236ZM258 186H259V185H258ZM260 186H259V188L257 187V188H258L257 190L260 191V192L262 193V191H261L260 189H263V188H261ZM220 187H219V189H220ZM227 187H228V186H227ZM239 187H240V186H239ZM263 187H264V185H263ZM10 188H11V186H10ZM13 188H14V190L17 189L14 185H13V187H12V190H13ZM26 188H27V187H26ZM160 188H161V187H160ZM165 188H166V187H165ZM165 188H164V189H165ZM167 188H168V187H167ZM177 188H178V190H179L180 186L177 187ZM191 188H192V187H191ZM195 188H197V186H196ZM208 188H209V187H207V189H208ZM225 188H226V186H225ZM232 188H233V186H232ZM234 188H235V187H234ZM240 188L243 189L242 186H241ZM250 188H249V189L247 188V191H248V192H249ZM6 189H7V188H6ZM21 189H22V188H21ZM142 189H143V188H142ZM153 189H154V188H153ZM183 189H184V191L186 190V188H184V187H183ZM193 189H194V188H193ZM199 189H201V188L198 187V190H197V191H199ZM202 189H203V188H202ZM212 189H213V185H212ZM214 189H215V188H214ZM214 189H213V190H214ZM221 189H222V188H221ZM228 189L231 190L230 187H228ZM244 189H245V187H244ZM12 190H11V191H12ZM17 190H18V189H17ZM172 190H174V189L172 188ZM188 190H189V189H188ZM203 190H204V189H203ZM215 190H216V189H215ZM217 190H218V189H217ZM232 190H233V189H232ZM232 190H231V194H232L231 197H230V195H229V196L227 195V196L230 198V200H229L230 202H231V200H234L233 197H234V196L236 197V195L238 194V193H237L236 195H233L234 192L232 193ZM236 190H237V189H236ZM240 190H241V189H240ZM252 190L254 191V190H256V188H253ZM257 190H256V192H257ZM6 191H9V190L7 189ZM23 191L25 192V190H23ZM140 191H141V190H140ZM142 191H143V190H142ZM142 191H141V192H142ZM179 191H180V190H179ZM186 191H187V190H186ZM186 191H185V192L181 191V192L185 195V193H188V192H186ZM191 191H192V190H191ZM224 191H225V189H223L222 192H219V191H217V192L215 191V192H216L218 195L222 196V197L225 199V196H226V194H228V193H227V190L225 191V193H224ZM234 191H235V189H234ZM237 191H238V190H237ZM244 191H245V190H244ZM250 191H251V190H250ZM253 191H252L251 193H253ZM16 192H17V191H16ZM24 192H23V193H24ZM155 192H156V191H155ZM172 192H173V191H172ZM175 192H176V191H175ZM199 192H200V191H199ZM205 192H207V191H205ZM211 192H212V194H213V191H211ZM238 192H239V191H238ZM241 192H242V191H241ZM245 192H246V191H245ZM12 193H13V197H14L15 194L17 195V193L14 194V191H13ZM12 193H11V192L9 193L10 196H12V195H11ZM18 193H19V192H18ZM160 193H161V192H160ZM165 193H167V192H166V191L163 192L164 196H165ZM177 193H178V191H177ZM177 193H176V194H177ZM201 193H202V192H201ZM235 193H236V191H235ZM254 193H255V191H254ZM254 193H253L252 195H254ZM25 194H26V192H25ZM152 194H154V193H152ZM161 194H162V193H161ZM173 194H174V193H173ZM194 194H195V193H194ZM202 194H203V193H202ZM207 194L210 195L209 193H207ZM212 194H211V195H212ZM217 194H215V195H217ZM222 194H224V196H223ZM247 194L249 195V193H247ZM16 195H15L14 198L17 200V198H20V197H18V195H17V196H16ZM19 195H20V194H19ZM138 195H139V194H138ZM141 195H142V193H140L139 196H141ZM143 195H145L144 192H143ZM154 195H156V194H154ZM177 195H180V194L178 193ZM177 195L175 196L176 199H177V197H178ZM208 195H207V196H208ZM211 195H210V196H211ZM215 195H213V196H215ZM218 195H217V196H218ZM257 195H259V192L257 193ZM260 195H263V196H264L263 193L260 194ZM10 196H9V199H10ZM133 196H134V195H133ZM157 196H158V195H157ZM185 196H186V195H185ZM195 196H196V194H195ZM200 196H201V195H199V197H200ZM220 196H219V197H220ZM240 196H241V195H240ZM243 196H244V195H243ZM254 196H256V195H254ZM13 197H12L11 199H13ZM21 197H22V198L25 197V199H26L27 196H24V197H23V196L21 195ZM143 197H145V196H143ZM186 197H187V196H186ZM189 197H190V196H189ZM202 197H203V195H202ZM202 197L198 198V196H196V198H198V199H204V201L207 202V201H206L207 199H205L206 196H204V198H202ZM219 197L216 198V199H214V200L220 201V198H219ZM238 197H239V196H238ZM245 197L247 198L248 196L245 194ZM250 197L253 198V196H250ZM133 198H136V200H137V204L139 203L138 200H141V199H142V201H143V198L136 197V195H135ZM145 198H146V197H145ZM147 198H149L148 195H147ZM147 198H146V199H147ZM211 198H212V196L209 198L210 201H211ZM231 198H232V199H231ZM239 198H240V197H239ZM248 198H249V197H248ZM256 198H257V196H256ZM258 198H259V196H258ZM263 198H264V197H261V196H260V198L257 199L258 201L256 200V204H255V206H256L255 209H256V210H258L257 206L259 205V204H257V202H258V203H259L260 201L263 202V200H261V199H263ZM15 199H13V200H15ZM25 199H24L23 201H25ZM152 199H153V198H152ZM163 199H164V197H163ZM180 199H182V198H180ZM190 199H191V197L189 198V200H190ZM16 200H15V202L18 201V200H17V201H16ZM20 200H22V199L20 198ZM136 200H135V201H136ZM144 200H145V199H144ZM150 200H151V199H150ZM155 200H157V199H155ZM182 200H185V199L183 198ZM192 200H195V199H191V202H192ZM209 200H208V201H209ZM214 200H213V201H214ZM222 200H223V199H222ZM235 200H236V199H235ZM243 200H245V198H243ZM246 200H247V199H246ZM246 200H245V201H246ZM142 201H141V202H142ZM148 201H149V199H148ZM151 201H152V200H151ZM151 201H149V202H151ZM161 201L163 202V200H161ZM178 201H180V200H178ZM197 201H198V200H197ZM199 201H201V200H199ZM210 201H209V202H210ZM229 201H228V203H229ZM239 201H241V200H239ZM15 202L10 203V204H12V206H14L13 209L16 208V205H15V204L13 205V203H15ZM152 202H153V201H152ZM152 202H151V204H152ZM188 202H189V201H188ZM209 202H207V204H208ZM223 202H225V200H224ZM236 202H238V201H236ZM250 202H251V201H250ZM252 202L255 203V199H252ZM17 203L21 204L20 202H17ZM144 203H145V202H144ZM158 203H159V202H158ZM158 203H155V205H152V206H154V207H153L154 209H158V208H157V207H158ZM160 203H161V202H160ZM160 203H159V205H160ZM193 203L195 204V202H193ZM198 203H199V202H198ZM201 203H202V202H201ZM201 203H199V206H198V207H200ZM211 203H212V202L209 203V204H210V205H208L209 207L212 206V205L215 204V203L217 204L218 202H215V203H213V204H211ZM220 203H221V201H220ZM220 203H218L219 206H221L222 204L225 205V203H222L221 205H220ZM228 203H226V204L228 205ZM234 203H235V202H234ZM246 203H247V202H246ZM246 203H244V204H246ZM254 203H253V204H252V203H248V204H252V205H254ZM8 204H9V203H8ZM19 204H18V207L22 206V205H19ZM135 204H136V203H135ZM135 204L133 203L134 206H135ZM137 204H136V205H137ZM141 204H142V203H141ZM141 204L139 203L138 205L141 206ZM146 204H147V203H145V205H146ZM164 204H165V203H164ZM207 204H206V206H207ZM216 204H215V205H216ZM230 204L232 205V203H230ZM236 204H237V203H236ZM239 204L241 205L242 203H239ZM133 205H131V206L133 207ZM138 205H137V206H138ZM142 205H143V204H142ZM162 205H163V203H161L160 206L162 207ZM237 205H238V204H237ZM240 205H238V208H239V209H240ZM263 205H264V204H263ZM148 206H151V205L148 203ZM189 206L191 207L190 204H189ZM189 206H188V207H189ZM219 206H218V207H219ZM229 206H230V205H229ZM261 206H262V205H260V209H262V208L264 209V207H263V206L261 207ZM18 207H17V210L20 209V208H18ZM117 207H118V206H117ZM145 207L148 208L147 206H145ZM161 207H159V208H161ZM209 207H208V210H210ZM218 207H215V208H218ZM222 207H223V206H222ZM222 207H219V209L222 208ZM258 207H259V206H258ZM10 208H11V206H10ZM109 208H110V207H109ZM109 208H108V209H109ZM111 208H112V207H111ZM111 208L109 209L110 211H111ZM143 208H144V207H143ZM153 208H151V210H150L151 212L149 211L150 214L152 213ZM202 208H203V206H202ZM204 208H206V207H204ZM213 208H214V207H213ZM229 208H230V207H229ZM229 208H228V209H229ZM231 208L233 209V207H231ZM231 208H230V209H231ZM238 208L236 209V211L234 210L235 208L233 209L234 213H237V211L239 210ZM246 208H247V207H246ZM249 208H251V206H250ZM252 208H253V207H252ZM252 208L250 209V211H251V215L255 213V212L253 213ZM11 209H12V208H11ZM116 209H118V208H116ZM116 209H115V210H116ZM119 209H120V208H119ZM135 209H136V208H135ZM225 209H227V208L224 207L223 210H225ZM228 209H227V210H228ZM255 209H254V210H255ZM260 209H259V210H260ZM263 209H262V210H263ZM14 210H15V209H14ZM109 210H108V211H109ZM128 210H131L130 207H129ZM128 210H125V211L128 212ZM200 210H201V209H200ZM206 210H207V209H206ZM211 210H212V209H211ZM213 210H214V209H213ZM216 210H217V209H216ZM227 210H225V212L223 213V215H221V214L219 213V214H220V217H221V216L224 217V214L226 213ZM244 210H245V209H244ZM244 210H242V211L244 212ZM246 210H248V209H246ZM262 210H261V211H262ZM110 211H109V212H110ZM125 211H124V214H125ZM147 211H148V210H147ZM231 211H232V210H231ZM250 211H249V212H250ZM112 212H113V210H112ZM115 212H116V211H115ZM118 212H121V211L119 210ZM118 212H117V213H118ZM122 212H123V211H122ZM202 212H203V211H201V212L198 211V213H200V216H199V217H200V220H202V219H201V218H202V215H201ZM205 212H206V211H205ZM205 212H204V214H203L204 218H206L205 214L208 213L209 211L206 212V213H205ZM217 212H220V211L217 210ZM217 212H216V213H217ZM262 212H264V211H262ZM133 213H134V212H133ZM133 213H131V214H133ZM209 213L211 214V212H209ZM209 213H208V214H209ZM212 213L214 214L213 211H212ZM232 213H233V212H232ZM246 213H247V212H246ZM256 213H257V212H256ZM256 213H255V214H256ZM106 214H107V212H106ZM128 214H129V213H127V215H128ZM146 214H147V213H146ZM238 214H239V216H240V214H242V212L240 213V211H239ZM238 214H235L236 216H234V218H233V219H234V222H233L232 220L230 221V219L232 218V214H231V218H229L230 215H229V212H228V214H227V218H229V220H227V221L230 222V223H231V222L235 223V222H236V218H235V217H238L239 220L241 219L240 217H242V219H244V217H243L242 215H241L240 217L237 216ZM244 214H245V213H244ZM244 214H243V215H244ZM262 214H263V213H262ZM107 215H108V214H107ZM114 215H115V214H114ZM114 215H111V214H110V215H108V216H114ZM127 215H126V216H127ZM129 215H130V214H129ZM133 215H134V214H133ZM198 215H199V214H198ZM251 215H250V216H251ZM256 215H257V217H255V215L253 216L254 220H253V218H250V216H248V217L250 218V220L252 219V220L254 221V222H253V221L251 220V221H252V224H249V225L247 224V223H251L250 220H247V221L244 220V222H246V224H245L244 222H241V223L244 225V227H245L246 225H248V226L252 225V226H253V224H254V225H255V230L257 231V233H258V234H262V232L264 231V223H263V220H262L263 217H261L262 219L258 217V215L260 216V213H257ZM104 216L107 217L105 214H104ZM104 216H103V218H104ZM116 216H117V214H116ZM144 216H145V213H144ZM212 216H213V215H212ZM214 216H216V215H214ZM245 216H246V214H245ZM262 216H263V215H262ZM130 217H131V216H130ZM149 217L151 218V215H150ZM220 217H219V218H220ZM112 218H113V217H112ZM127 218H129V217H127ZM147 218H148V216H147ZM147 218H146V219H147ZM197 218H198V217H197ZM212 218H214V217H212ZM216 218H217V217H216ZM219 218H217L216 220H218V221L220 222V220L223 219V220L225 221L224 218H222V219H219ZM194 219H195V218H194ZM242 219H241V220H242ZM143 220H144V218H143ZM150 220H151V219H150ZM195 220H196V219H195ZM198 220H199V218H198ZM200 220H199V222H200ZM213 220H214V219H213ZM239 220H238V221H239ZM130 221H131V219H130ZM132 221H133V220H132ZM144 221H145V220H144ZM147 221H148V219H147ZM227 221H226V224H229ZM249 221H250V222H249ZM134 222H135V220H134ZM148 222L151 223L150 221H148ZM148 222H147V224H149ZM191 222H192V221H191ZM194 222H195V221H194ZM196 222H197V220H196ZM199 222H198V223H199ZM213 222H214V221H213ZM213 222H212V223H213ZM239 222H240V221H239ZM213 224L215 225L216 223H213ZM217 224H218V223H217ZM224 224H225V222L222 223V225H224ZM236 224H238V223L236 222ZM144 225H145V224H144ZM218 225H219V224H218ZM238 225H239L238 227H241V229H242V226H243V225H241V226H240V224H238ZM135 226H136V224H135ZM135 226L133 225V227H135ZM145 226H146V225H145ZM147 226H148V229L151 228V227H149V225H147ZM172 226H173V225H172ZM176 226H177V224H176ZM193 226H195V223H194ZM193 226H192V227H193ZM212 226H213V225H212ZM216 226H217V225H216ZM216 226H215V227H216ZM225 226H226V225H225ZM228 226H229V225H228ZM231 226H233V225L231 224ZM234 226H235V225H234ZM234 226H233V227H234ZM143 227H144V226H143ZM177 227H178V226H177ZM219 227H220V226H219ZM235 227H236V226H235ZM244 227H243V228H244ZM253 227H254V226H253ZM253 227H252V228H253ZM170 228L172 229L173 227L170 226ZM170 228H169V229H170ZM197 228H198V227H197ZM213 228H214V226H213ZM217 228H218V227H217ZM224 228H225V230L227 231L226 228H228V227H224ZM246 228H249V227H246ZM146 229H147V228H146ZM148 229H147V230H148ZM215 229H216V228H215ZM228 229H230L229 231L231 232V228H228ZM233 229H234V228H233ZM237 229L239 230V228H237ZM241 229H240V231H242V230L244 231V229H242V230H241ZM249 229H250V228H249ZM196 230H197V229H196V227H195V231H196ZM211 230H212V229H211ZM235 230H236V229H235ZM143 231L146 232V231L144 230V228H143ZM174 231H175V228H174ZM174 231H173V232H174ZM177 231H178V230H177ZM189 231H190V230H189ZM245 231H246V230H245ZM247 231H248V229H247ZM247 231L244 232L243 234H247ZM251 231H252V230H251ZM187 232H188V231H187ZM213 232H214V231H213ZM215 232H216V231H215ZM220 232L223 233V234L225 233V231H223V229L220 230ZM235 232H236V231H235ZM249 232H250V230H249ZM253 232L255 233V231H253ZM253 232H251V233L253 234ZM48 233H49V235L52 234L50 231H49ZM147 233H148V232H147ZM147 233H146V234H147ZM174 233H176V232H174ZM178 233H180V230H179ZM218 233H219V232H218ZM228 233H229V232H227V235L225 236V237H227V238L229 237V234H230V233H229V234H228ZM236 233H237V232H236ZM241 233H242V232H241ZM257 233H256V234H257ZM53 234H54V233H53ZM182 234H183V233H181V236H182ZM184 234L186 235V233H184ZM189 234H191V233L189 232L187 235H189ZM193 234L195 235V233H193ZM210 234H211V235H214L213 233H211V231H210ZM223 234H222V235H223ZM225 234H226V233H225ZM256 234H255V236H257L256 238H257L258 240H260V239L258 238V235H256ZM144 235H145V234H144ZM168 235H169V233H167V237L169 238ZM176 235H178V234H176ZM179 235H180V234H179ZM187 235H186V236H187ZM196 235H198V234L196 233ZM219 235H220V234H219ZM239 235H240V234H239ZM53 236H54V235H53ZM145 236H146V235H145ZM230 236L232 237L233 234H230ZM262 236H263V234H262ZM50 237H52V236L50 235ZM172 237H174V236H172ZM177 237H180V236H177ZM184 237H185V236H184ZM189 237H190L189 239H191V236H189ZM209 237L211 238L210 235H209ZM213 237L215 238V236H213ZM217 237H219V236H217ZM182 238H183V237H182ZM193 238H195V236H193ZM219 238H221V237H219ZM234 238H239V236H237V237L235 236ZM172 239H176V238H175V237H174V238H169L168 240H172ZM178 239H179V238H177V240H178ZM202 239H203V238H202ZM207 239H208V238H207ZM222 239H223V238H222ZM261 239H263V238H261ZM181 240H182V239H179V241H181ZM192 240L194 241L195 239H192ZM196 240L199 241V239H196ZM218 240H219V239H218ZM227 240H230V239H227ZM231 240H233V239H231ZM173 241L176 242L175 240H173ZM173 241H171V242L173 243ZM205 241H206V238H205ZM171 242H169V244H170ZM190 242H191V240H190ZM218 242H220V240H219ZM172 243H171V244H172ZM176 243H178V241H177ZM188 243H189V242H188ZM193 243H194V242H192V244H193ZM209 243H210V241H209ZM211 243H212V244H213V243H216V244H217V242H212V241H211ZM169 244H168V246H169ZM174 244H175V243H174ZM183 244L185 245V243H183ZM189 244H191V243H189ZM189 244H188V245H189ZM204 244H205V243H204ZM212 244H211V245H212ZM205 245H206V244H205ZM214 245H215V244H214ZM217 245H218V244H217ZM217 245H216V246H217ZM171 246H172V245H171ZM189 246H190V245H189ZM194 246H195V243H194V245H193V248H194ZM173 247H174V246H173ZM180 247H181V245H180ZM183 247H184V246H183ZM183 247H182V249H185V248H183ZM187 247H188V246H186V248H187ZM191 247H192V246H191ZM200 247H201V244H200ZM250 247H251V245H250ZM171 248H172V247H171ZM203 248H204V246H203ZM212 248H213V247H212ZM168 249H169V248H168ZM174 249H175V248H174ZM180 249H181V248H180ZM188 249H189V248H188ZM205 249H206V246H205ZM207 249H208V248H207ZM216 249H217V248H216ZM216 249H215V250H216ZM237 249H242V248L239 247V248H237ZM248 249H249V251H250V248H249V247H248ZM212 250H213V249H212ZM215 250H213V252H214ZM235 250H236V249H235ZM243 250H244V248H243ZM241 251H242V250H241ZM246 251L248 252V250H246ZM205 252H207V250H205ZM213 252H212V253H213ZM215 252H217V251H215ZM215 252H214L215 255L212 254L213 257H214V256L216 257V253H215ZM234 252H235V251H234ZM242 252H244V251H242ZM242 252H239V253H242ZM190 253H191V251H190ZM248 253H249V252H248ZM248 253L245 252L246 255H247ZM191 254H192V253H191ZM242 254H244V253H242ZM210 255H211V253H210ZM231 255H232V253H231L229 256H230L231 258H234V257H232L233 255H232V256H231ZM235 255H240V254H238V252H237L236 254H234V256H235ZM249 256H250V255H249ZM249 256H248V258H251V257H249ZM230 257H229V258H230ZM242 257H244V256L241 255V258H242ZM246 257H247V256H245V258H246ZM254 257L256 258V256H254ZM260 257H261V260H260ZM260 257H259V260L262 261V257H263V256H260ZM245 258H244V259H245ZM235 259H236V258H235ZM242 259H243V258H242ZM252 259H253V258H252ZM252 259H251V260H252ZM256 259H257V258H256ZM213 260H215V258H213ZM237 260L240 261L239 256H238V259H237ZM248 260H249V261H248ZM263 260H264V258H263ZM232 261H233V260H232ZM239 261H236V260H235V261H233V264H234L235 262H238V264H240V262H242L241 264H244V263H246V264L249 263V264H250V263H252V262L250 261V259H247L246 262H244V263H243V261H240V262H239ZM247 261H248V263H247ZM252 261H253V264H256V263H257V262H255L254 260H252ZM256 261H258V260H256ZM260 263H261V262H259V264H260ZM235 264H236V263H235ZM257 264H258V263H257ZM262 264H264V262H262Z\"/></svg>",
	"mask_w": 264,
	"mask_h": 264
},
{
	"label": "crops",
	"instance_id": "obj_3",
	"mask_svg": "<svg viewBox=\"0 0 264 264\" xmlns=\"http://www.w3.org/2000/svg\"><path fill=\"white\" fill-rule=\"evenodd\" d=\"M251 1H252V3H251ZM251 1H250V3H249V1H244V2H243V1H241V2H240V1H239V2H238V1H234L233 6H232L233 9H231V10L234 11V14H233V12H232V15H231V14H229L230 11H228V12L226 13L228 16L225 15V18H224L225 21H223V23H224V25H225L226 27H228V29L226 28V30H228V31H227L228 33H229V31H230V32H231V31L233 32V30H234V33H235V34L231 32L232 35H234V37L231 35V33H229V36L231 35L230 38H228L229 36H228V34H227L226 32H225V33H226L227 35H225L224 31H226V30H224V29H225V26L223 25V23H221V17H220V15H219L220 13L217 12V11H216V14L214 13L215 11L212 12V15L214 14L212 17H214L215 20H214L213 18H212V20H211V21H213V22H212L213 24H212V31H211V39H212V38H213V39L210 41V42H211L210 44H212V43H213V44H214V43L217 44V46H214L213 44L211 45L210 52L213 53V51H214L213 55H211V53H209V50H208V52H207V50H204V49L202 48V49H199V50L201 51V52H200L201 55L199 54V52H195V53L193 54V51H192V55H193V56H192V58H190L191 56L189 57L188 54H189V55H191V54L189 53L190 51H189L188 49H185V50H188V51H189L188 54L186 53L187 51H185V54H184V52H183V55H184V56H183V55H182V50H181L182 48H180V47H179V48H176V50H177V53H176V52H175V48H173L174 51H172V48L169 49V48H170V47H169L168 49H165V50H164V52H166V51L168 52V51H169V52L171 53V54L169 55V57L171 56L170 59H169V60H171V61H169V60L167 59V58H168V57H167L168 54H167V53H164V55H163V54H160V51H161V52H163V51H162V50H159V52H158L157 55H159L158 57H159L161 60L157 57V59H158L157 61H158V62L160 61L159 63H162V64L164 63L166 66H167V63H171V62H172L171 64H168V65H171V66H168V67L170 68V69H169L170 72H171V70H172L171 68H173L174 72H173V70H172V73H173L174 75H173L172 73H169V72L166 73V71H165V72H164V71L162 72L161 69H162V70H164V69H165V70H166V69L168 70V68H167L164 64H163V65L161 64V65H160L161 68H160V67H159V63L156 61V65H154V66H155L156 68H157V66L160 68V69L157 68V69L160 70V71H159V70H158V71L162 74L161 76H165L164 78L167 79V80H165V79H163V78H161V77H159V76H158V77H159V79H158V77H157L156 75H157V73H158V75H159L160 73H159V72L155 73L156 68L154 67V68H153V71H154V72H152V74H151V76H150V77H152L151 80H152L153 82L150 80L151 82L149 81V82L147 83L148 85H146L147 88H146L145 86L142 87L141 90H144L143 92H147V97H146V99H147L148 104H149V103H152V102H157V104H158V106H159V107H158V108H159V109H158V115L154 118L155 121H152V123H154V124H153V128H152V130H151L153 133L150 132L151 135H152V137H151L150 134H147V135L145 136L146 138H145V137H142V138H143V139L145 138V139H144L145 141L147 140L146 142H148V145H149L150 147H151V145H152L151 149L154 148L153 150H155V149H156V150H161V147H162V146H161L160 144H161L162 141H163V142H164V143H162V145H164V147H162V148H163V151H164V152H167V154H169L171 151L173 152V154H171V155H172L171 157H170V155H167L168 157L166 158V160L163 161V165H165V166H167L168 168H170L172 172L175 171L176 169L182 170L183 167L185 166V163H186V162H199V163L201 164L200 170H201V169L203 170V167H204V170H203V171L201 170L200 172H199V171H196V172H195L196 174H198V172H199V174L201 175V176L199 175V176H200V179H199V180L197 179L199 176L196 175V174H195V176L192 177V179L195 178V179H193L194 182L197 183V181H198L199 184H198V183H197V184H194L193 180H191L190 183H193V184H192L191 186L188 187L189 190L187 189V187L184 186L185 183H187L186 181L183 182V183H181V185H178V186H177V185H173V187H172L171 184H170V187H169V188H170V189H169V193L171 194V197H173V198L176 199L175 196H176L178 193L180 194V195H177V196H178V197H177L178 199H180V198L183 199V198H184L185 200H189V198L191 197V199H195V200H194V201H195V207H194V208H193V207L191 208L192 211L194 210L196 213H198V211H199V212L203 211L202 214H204L205 211H206V212L209 211V212H211V214H210L209 212H208L209 214L205 212L206 215H217V216H220V214L223 215V213L225 212V210H227L229 207H230V208L233 207V209L235 208L234 210L236 211V209L238 208V205H240L239 203H242V204L240 205V209L238 208L239 210L237 211V213H234L233 209H232V208H231V209L229 208V209L226 211V213L224 214V216L227 215L228 212H229V215L231 216V214H232V216L234 217V216H236L235 214H238L239 211H240V213L242 212V214H240V216L242 215L243 217H248V216L251 215V211H250V209L253 207V208H252L253 213H254V212H255V213H256V212H257V213H260V216L258 215V217H259V218L263 217V219H262V218H261V219L263 220V223H264V212H262V211H264V209H263V208H262L263 210L260 209V205H262V206L264 207V205H263V204H264V198L261 199V200H263V202H262V201H260L259 203L257 202V204H259V205H258L259 207L257 206L258 210L255 209V208H256V206H255V204H256V200L259 199L260 196H261V197H264L263 195H260V194H262V193L264 194V187H263V185H264V182H263V180H264V179H263V178H264V173H263V172H264V145H263V144H264V141H263V140H264V136H263V134H264V130L261 128L260 125L258 126L257 123L255 124V122H254L255 120H254V118H252V116H253V111H254V110H257V108L260 109L261 107H260V106H256V103L254 102L253 98L251 97V92H252L251 89L253 90V89L256 87L257 84L259 85V83H260V85H264V76H263L264 74H263V75L260 74V72H261V73H264V69L261 67V64H262V66L264 67V59H263V58H264V51H263V53H262V50H264V49H263L264 46H263V48H262V44L264 45V42H263V41H264V30H263V29H264V26H263V25H264V23H263V22H264V17H263V16H264V15H263V14H264V0H257L258 2H257L256 0H255L256 2H254V0H251ZM261 1L263 2V4H262ZM236 2H237V3H236ZM235 3L238 4V5H236ZM247 3H248V4H247ZM239 4H241V5L243 4L244 6H247V8L244 10L245 7L242 8L243 5L240 6ZM252 4H253V5H252ZM260 4L263 5V6H261ZM234 6H235V7H234ZM238 6H239V7H238ZM249 6H250V9L248 8ZM255 6H257L258 8H256ZM238 8H239V10L242 9L243 11H241V10L239 11ZM254 8H255L256 10H255ZM261 8H262V9H261ZM235 9L237 10V12L239 11L238 14H236ZM257 9H258V10H257ZM251 10H252V11H251ZM245 11H246V12H245ZM257 11H258V13H257ZM248 12H249L250 14H249ZM217 13H218V14H217ZM242 13H243L245 16L242 15ZM246 13H247L248 15H247ZM239 14H240V15H239ZM255 14H256V15H255ZM260 14H262V17H261ZM235 15H236L238 18H237ZM241 15H242L243 17H242ZM246 15H247L248 18L246 17ZM216 16H217V18H216ZM240 16H241V17H240ZM257 17H258V18H257ZM253 18H254V21H253ZM256 18H257V19H256ZM260 18H261V19H260ZM197 19L200 20V19H202V18H198V17H196V20H197ZM224 19H223V20H224ZM229 19H231V20H229ZM237 19H238V20H237ZM245 19H246V21H245ZM227 20H228V22H226ZM234 20H235V22H234ZM239 20H240V22H241L240 25L238 24V23H239ZM249 20H250V22H249ZM261 20H262V22H261ZM229 21H230V22H229ZM237 21H238V22H237ZM243 21L245 22L246 26H245V24L242 25V22H243ZM215 22L218 23L219 25L216 24ZM231 22L234 24V26L231 24ZM256 22H257L258 24H256ZM226 23H227V24H226ZM247 23H249V26L247 25ZM228 24L232 26L233 30H232L231 27H229ZM252 24H253V27H252ZM254 24H255V25H254ZM261 24H262V27H263V28H260V27H259V26H261ZM217 25H218V26H217ZM222 25H223V26H222ZM227 25H228V26H227ZM250 25H251V27H252V30H254V32L249 30V29H251V28H250ZM258 25H259V26H258ZM215 26H216V28H215ZM236 26H237V27H236ZM242 26H243V27L245 26V27H244V30H243V27H242ZM213 27H214L216 30H215ZM217 27H218V28H217ZM220 27L222 28L223 31L221 30ZM234 27H235L236 29H235ZM257 27H259V28L262 29V30L258 29ZM247 28H249V29H248V30H249L248 33L246 32V31H247ZM241 29H242V30H241ZM245 29H246V30H245ZM214 30H215V31H214ZM236 30L239 31V32L242 34V36H241V34H239V32L236 33V32H235ZM213 31H214L216 34H215ZM216 31L218 32V34H217ZM242 31H243V32H242ZM244 31H245L248 35L245 36V32H244ZM255 31H256V32L258 31V32H257L258 35L256 34V36L254 37L252 34H254ZM262 31H263V32H262ZM199 32H200V33H199ZM199 32H197V33L200 34V35H198V38L203 39V38H201V37H202L204 34H201V31H199ZM259 32H261L262 35H260L261 33L259 34ZM243 34H244V36H243ZM216 35H217V36H216ZM219 35H220V36H219ZM236 35H237V37H236ZM250 35H251V36H250ZM254 35H255V34H254ZM259 35H260V36H259ZM170 36H171V34H169L168 36L166 35L164 38H167V37H170ZM200 36H201V37H200ZM212 36H213V37H212ZM214 36H216V38H215ZM239 36L242 37V38L240 37V38H241V40H239L240 43H239V41H238V39H240ZM220 37H221L222 39H221ZM223 37H224V38L226 37V38L224 39ZM232 37H233L234 40H237L236 42H238L239 44L237 43V45H236V44H235L236 42L232 39ZM244 37H246L247 39H245ZM256 37L258 38V41L256 40V39H257ZM259 37H260V38H259ZM218 38H219V40H220V39H221V40L219 41ZM237 38H238V39H237ZM248 38H250V41L248 40ZM251 38H253V41L251 40ZM255 38H256V39H255ZM170 39L172 40L173 38L170 37ZM229 39H230V40H229ZM217 40H218V42H217ZM223 40H224V42L227 43V45H230L231 48H230L229 46H227V45L225 46V45L219 44V43H222ZM226 40H227V41H226ZM172 41H173V43H174V39H173ZM214 41H215V42H214ZM241 41H242V42H241ZM243 41H244V42H243ZM245 41H247V42H245ZM261 41H262L263 43H262ZM224 42H223V43H224ZM250 42H251L252 44H251ZM254 42H255V43H254ZM260 42H261L262 44H261ZM232 43L235 44V45H232ZM242 43H243V44H242ZM245 43H246V45H245ZM247 43H248V45H249L250 47L247 45ZM258 43H259L260 45H259ZM216 44H215V45H216ZM224 44H225V43H224ZM255 44H256V45L258 44V46H256ZM218 45H219L220 48H222V49H220V48L218 49V48H217ZM221 45H222V46H221ZM238 45H240V46L238 47ZM241 45H242V46H241ZM223 46L227 47V49L229 48V50L232 49V52H231V50H230V51L227 50L226 53H225L224 50H225L226 48L223 47ZM234 46L237 47V50H234V49H236ZM243 46H244L245 48H244ZM246 46L249 47V50H250V51H251V49H252L253 52H252V51L249 52L248 47H246ZM260 46H261V47H260ZM181 47H183V46H181ZM213 47L216 49V51L214 50ZM232 47H233L234 49H233ZM241 47H243L244 49L241 48ZM257 47H258V48H257ZM184 48H186V46H184ZM238 48L243 49V51H242V50L240 51V49H238ZM250 48H251V49H250ZM253 48H254V49H253ZM259 48H260V49H259ZM261 48H262V50H261ZM245 49H246V50H245ZM183 50H184V49H183ZM212 50H213V51H212ZM221 50H222L223 53H225V54H223L224 56L221 55ZM244 50H245L246 52L248 51V54H250V55H248V54L246 55V52H244ZM256 50H257V51H256ZM179 51H180V52H179ZM205 51H206V52H205ZM219 51H220V52H219ZM235 51H237L238 53L241 52L242 55H241V54H239V55H241V56H238V55L236 56V54H235V55H232L233 52L235 53ZM254 51L257 53L256 55H254V54H255ZM169 52H168V53H169ZM173 52H175V53H173ZM204 52H205L206 54H205ZM178 53H181V54H178ZM202 53H203V55H202ZM208 53H209V54H208ZM217 53H220V55H218ZM229 53H230V55H229ZM238 53H237V54H238ZM173 54H174V56L177 58V60H178L179 62H180V60H181V62H182V64H183V65H182L181 62L179 63V64L181 65V66H179V70H177V69H178V68H177V67H178V66H177V65H178L177 62H176V64H177L176 67H174L175 65H174L173 63H175L174 61H175L176 58H175V57L173 58ZM214 54H215V58L213 59L212 57H214ZM216 54H217V55H216ZM243 54H244V57H245V55H246L247 58H246V57L244 58V57H243ZM251 54H252V55H251ZM162 55H163L164 59L161 58ZM166 55H167V56H166ZM176 55H177V56H176ZM181 55H182V59L184 60V63H186V64L183 63V60L181 59ZM185 55L187 56L186 59L188 58V61H191V59H192L193 62H189L191 65H194V66H195V65L198 64L197 62H194V59H195V58L193 59V57H195V56L197 57V55L199 56L198 59H200V56H205V58L203 57L204 60H205V62H204V60H203V62H201V61H202L201 59H200L199 61H198V59H195L196 61L201 62V63H200V66L197 65V66L200 67V68H197V69H196L195 67L192 66L193 68H195V69H192L191 66H190V64H189L187 61H185V59H184V58H185ZM194 55H195V56H194ZM260 55L262 56V58H261ZM210 56H211V58H210ZM218 56H219V57H218ZM220 56L222 57V60H223V59L226 60V61H225V64H224V62L221 60V57H220ZM228 56H229V58H232L233 56H234V57L236 56L235 59H237V60H235V59H232V60H231V63H232V62L234 63L233 65L229 62L230 59L228 58ZM256 56H257V57H256ZM216 57H217V63H218V65L222 62V63L219 65V67L222 66V65L225 67V65H226L227 68H228L227 71H226V67H225V71L223 70V69H224L223 67H220V69H218V66L216 65V63H215V64L213 63V65H215V67H216V68H213L212 63L206 61V58H210L209 61H212V62L214 61V62H216ZM223 57L227 58L228 60L225 59V58H223ZM237 57H240L241 59H240V58H237ZM248 57L251 58V62L249 61ZM253 57H254V59H253ZM171 58H172V59H171ZM179 58H180V60H179ZM255 58H256V60H257V59L259 60V65H260V66L258 65V66H257V69H258V67H259V69H260L261 71H260V70L257 71V70L255 69V68H256V65L258 64V61H256ZM166 59H167L168 61H166ZM242 59H246V60H245L246 62L243 60L246 64H245L244 62H243V63L241 62ZM260 59H261V61H260ZM163 60L166 61L167 63L164 62ZM234 60H235V61H234ZM247 60H248L250 63H249ZM253 60H254L255 64H253V63H254ZM227 61H228V63H227ZM238 62H239L240 65L237 64ZM261 62H262V63H261ZM202 63H203V65H202ZM241 63H242V65H241ZM260 63H261V64H260ZM187 64H188V65H187ZM227 64H228V65H227ZM248 64H249V65H248ZM106 65H107V69H110L109 66H108V64H106ZM234 65L236 66V68H237L238 70L235 68ZM237 65H239V66H237ZM245 65H246V66H245ZM254 65H255V66H254ZM110 66H111V64H110ZM183 66H184L186 69H185V68L183 69ZM187 66H188V67L190 66L189 68H191L192 70H190V69H189V70H190V71H193L192 73L189 71L190 73L188 72V74H186L187 71H188V69H187L188 67H187ZM202 66H204V67H202ZM243 66H244L245 68H244ZM248 66L251 67V68H253V69L255 70L254 73H255V74L257 73L258 75L255 76L254 73L252 72L253 70H252L251 68H249ZM253 66H254L255 68H254ZM163 67H164V68H163ZM207 67L210 68V71H212L211 69L213 68L214 73L217 71V75H215V76H216V78H217L218 81H219L220 79H222V78L224 79V80H223L224 82L219 81V82L221 83L220 86H219V84L217 85V83H219V82H218L216 79H215V81H214V84L217 85L216 87L218 88V91H220L222 94H224L223 92H227L228 88H226V86L229 85V82H232V80L235 78V76H237V74L241 73V76H242V74L244 73V74H243V78H244L243 82L245 83V87H246V89L249 90L248 92H250V95L248 94V95H249L248 98H249L250 100H248V98H246V100L243 101V104L240 105V112H241L242 114L239 113L240 116H241V117L239 116V118L242 120V122H241V120H240L239 118H238V119L236 118V120H233V119H231V120H226V122L223 121V124H222V122H221V123H219V124L213 125V126L215 127V129H214V127L212 128V127L210 126L211 131H210V129H209L208 127H207V128H206V127H203L204 130H205V132H206V133L208 132L207 134H206L205 132H203V130H202L203 128H202V127H200V128L198 127V128H199L198 131L196 130L197 128H196V129L193 128V130L195 129V132H197L198 134L195 133L192 129H191V130H192L193 132H191L190 130H189V131H188V130H183V132H182L180 129H178V130H176V131H168V130L166 129V125L168 124V122H166L165 120L167 119V120L169 121V119H170L169 115L173 112V111H172V112L169 111V109L167 108L168 106H169V107L172 106V109L170 108L171 110H173V108H175V109L177 110V106H179V104H180V102H181L180 100H182V97H181V96L183 95L182 93L187 94L188 91H190L194 97H196V96H197L198 98H202V97H204V96L201 97V94H203V93H201V92H203V91L200 92L201 89H200V90L198 89V92L201 93L200 96H199V93L196 92L197 89L195 90V87H192V88L194 89V90H193L194 92H193L192 89H191V87H189L186 83L183 84V81H186V80L183 79V81H182V82L180 81V83H179V82L177 81V80H178V77H186V76H187V77L189 78L190 76H192V77L195 79V78H196V75H198L199 77H198V76H197V77L200 79V81H199L198 78H196V81L198 80L199 83H201V81H202V82H203V81L206 82V77H207V79H208V76H207L206 74L210 72V71L208 70ZM229 67H231V68H229ZM247 67H248L251 71H250ZM260 67H261L262 69H261ZM174 68H177V69H174ZM206 68H207V71H209V72L206 71ZM198 69H200V71H199ZM215 69H216V71H215ZM229 69H230L231 71H232L233 69H234V70H233L232 73H231V72H229V71H230ZM245 69H246V70H245ZM176 70H177V71H176ZM180 70H183V73H184L186 76L183 75V73H181ZM185 70H186V71H185ZM202 70H203L204 72H203ZM220 70H222V71H221L222 73L220 72ZM228 70H229V71H228ZM242 70H244L245 72L242 71ZM247 70H248V71H247ZM175 71H176V72H175ZM194 71H197V72L195 73ZM205 71H206L207 73H206ZM235 71H236V72H235ZM237 71H238V73H237ZM256 71H257V72H256ZM185 72H186V73H185ZM225 72L227 73V75H225ZM228 72L230 73V75H229ZM251 72H252V73H251ZM258 72H259V73H258ZM154 73H155V74H154ZM163 73H164L165 75H164ZM168 73H169V74H168ZM175 73H176V75H175ZM197 73H198V74H197ZM233 73H234V74H233ZM249 73H250V75H254V76H253L254 78H252V76H250ZM153 74L156 76V79H153V78L155 77ZM170 74H172V75H170ZM189 74H190V75H189ZM193 74H194V75H193ZM195 74H196V75H195ZM215 74H216V73H215ZM222 74H223L225 77H227V76H229V77L225 78V77L222 76ZM245 74H246V76H245ZM169 75H170V76H169ZM182 75H183V76H182ZM200 75H201L202 77H200ZM208 75H209V74H208ZM171 76H173V77L175 76V77H174V80H175V79H177V80L174 81V80L172 79ZM205 76H206V77H205ZM217 76H218V77H217ZM187 77H186V78H187ZM221 77H222V78H221ZM245 77H246V78H245ZM260 77H261V80H260ZM169 78H170V79H169ZM219 78H220V79H219ZM202 79H203V80H202ZM228 79H229V80H228ZM231 79H232V80H231ZM245 79H246V81H247L248 86H247V84H246ZM249 79H250L251 82L249 81ZM253 79H254V81H253ZM255 80H256V81H255ZM164 81H165L166 83H165ZM167 81H168V82H167ZM169 81H170V83H171L173 86H172V85L169 86ZM226 81H228V84H227ZM258 81H259V83H258ZM160 82H162V83H160ZM163 82H164V84H163ZM176 82H177V84H176ZM225 82H226V84H225L226 86L224 87V86H222V85H223V83H225ZM252 82L254 83V86H253V83H252ZM155 83H157V85H156ZM181 83H182L183 85H182ZM233 83H234V80H233ZM249 83H250V84H249ZM261 83H262V84H261ZM154 84H155V86H157L155 90H154V88H153V87H155ZM159 84H160V89L162 90V88H163L164 91L158 90V89H159V88H158ZM179 84H180V87H181V88H182V87H186V88H187V86H188V88H189L190 90H189V89L185 90V89L182 88V89H180L181 92L179 93V88H180V87L178 86ZM231 84H232V83H231ZM251 84H252V85H251ZM161 85H162V87H161ZM166 85H167L168 87H167ZM176 85H177L178 88H176ZM186 85H187V86H186ZM150 86H151V87H150ZM221 86H222V87H221ZM164 87H165V88L167 87V88L165 89ZM173 87H174V88H173ZM143 88H144V89H143ZM150 88H151V89H150ZM152 88H153V89H152ZM175 88H176V90H175V92H174L173 89H175ZM219 88H223V89H219ZM225 88H226V89H225ZM149 89H150L151 91H150ZM182 90H183V91H182ZM223 90H224V91H223ZM159 91H160V92H159ZM166 91L168 92V94L165 93ZM177 91H178V92H177ZM140 92H142V91H140ZM143 92H142V93H143ZM162 92H163V94L165 93L164 96L162 95ZM176 92H177L179 95H178V94H175ZM186 92H187V93H186ZM190 92H189L188 94H191ZM149 93H150L151 96H150V95L148 96ZM153 93H154V94H153ZM160 93H161V94H160ZM196 93H197L198 95H197ZM166 94H167V95H166ZM180 94H182V95H180ZM185 94H184L183 96H185ZM194 94H195V95H194ZM144 95H145V94H144ZM152 95H153V96H152ZM173 95H174V96H173ZM156 96H157V97H156ZM175 96H176V97H175ZM155 97H156V98H155ZM162 97H163V99H162ZM175 98H176V99H175ZM150 99H151V100H150ZM177 100H178V101H177ZM174 101H175V102L177 101V104H178V105H177L176 103L174 104ZM252 101H253L255 104H254ZM178 102H179V103H178ZM245 102H246V103H245ZM249 102H250V104H249ZM252 104H253V105H252ZM167 105H168V106H167ZM176 105H177V106H176ZM244 105L247 106V109H246V106H244ZM248 105H249V106H248ZM165 106H167V107H165ZM250 106H251V107H250ZM252 106H253V107H252ZM164 108H165V109H164ZM249 108H250L251 110H249ZM253 108H254V109H253ZM255 108H256V109H255ZM121 109H122V105H121V107H119V111H121ZM163 110H165L164 112H166L165 115H164V114L162 115ZM176 110H175V112H176ZM167 112H170V114L167 113ZM167 114H168V116H166ZM173 114H174V112H173L170 116H172ZM245 114H246L247 116H246ZM158 117H159V118H158ZM167 117H168V118H167ZM244 117H245V119H247V120H244ZM157 118H158V119H157ZM163 118H164V119H163ZM156 119H157V120H156ZM159 119H161L162 122H161V120L158 121ZM156 121H157L158 123H156ZM228 121H229V122H228ZM232 121H233V122H232ZM247 121H248V122H247ZM237 122H238V125H237ZM239 122L242 124V127L239 125V124H240ZM155 123H156V125L159 124V125H163V126L165 127L164 130H165L166 132H165L164 130H163V132L158 131L160 134H163V135H164V133H166L165 136L160 135L158 132H157L158 134H156V135L154 134V132L156 133V130H159V128H155V127H157V126L155 125ZM159 125H158V126H159ZM230 125H231V126H230ZM234 125H235V126H234ZM244 125H245V126H244ZM251 125H252V126H251ZM219 127H221V128H219ZM225 127H226L227 129H226ZM239 127H241V129H240ZM244 127H246V130H245ZM217 128H218V129H217ZM155 129H156V130H155ZM224 129H225V130H224ZM231 129H232L233 131H231ZM236 129H237V130H236ZM254 129H256L258 132H257V131H254ZM258 129H259V130H258ZM153 130H154V131H153ZM228 130H230V132H229ZM260 130L263 131V134H262L263 137L259 135V134L262 133V132H261V133L259 132ZM221 131H222V134H221ZM224 131H225V132H224ZM226 131L229 132V133H227ZM239 131H240V133L243 132V133L245 134L246 137H244V135H243L242 133L240 134ZM246 131H248V132L246 133ZM189 132H190L191 138H190L189 136L187 137V135H188ZM199 132H201V133L203 134L204 138H205L204 141L202 140L203 143L206 142V143H204V145H203V143H202L201 141L197 142V143H198L197 145L194 144V143H195L194 141H197V140H196L197 136H196V138H195V136L192 137V135H193V133H194L195 135L197 134V135H198V139H199V137H200V138L202 137V134H200ZM211 132H212L213 134H211ZM254 132H256V135H255ZM167 133H168V134H167ZM170 133H171V134H170ZM182 133H183V134H182ZM185 133H186L187 135H186ZM191 133H192V134H191ZM209 133H210V134H209ZM219 133H220V136H222V135L225 136V137L222 136L223 141H224V144H223L222 142H219V141H221L220 139H222L221 137L219 138ZM224 133H225V134H224ZM232 133L235 134V137H234V135H233ZM238 133H239V134H238ZM176 134H177V137L174 136V135H176ZM226 134L228 135L229 138L226 136ZM229 134H230V135L232 134V135L230 136ZM250 134H252L253 136L250 135ZM171 135H172V136H171ZM178 135H181V136H179V137L181 138V141H180V138L178 137ZM199 135H200V136H199ZM154 136H155V137L157 136V137H156L157 139H158V136H159V138L161 137L162 139H161V138H160V139H161L162 141H161L160 139H158L160 142H159L158 140H157V141H158V142H157V141H156V138L153 139ZM162 136H163V137H162ZM173 136L175 137L174 139H173ZM214 136H216V138H219V140L214 141L213 139H216ZM232 136H233V138L230 139ZM236 136H237V137H236ZM238 136H239V138H238ZM247 136H248V137H247ZM148 137L150 138V140L148 139ZM169 137H172V138L169 139ZM183 137H185V140H186V141H189L188 138L191 139V140L193 139V140H194V141L192 140L193 142L190 140V144H191L192 146H195V145H196V146H199L201 150L199 149V147H198V148L193 147V151L190 150V151H191V152H190V151H188V149L191 148L190 146L188 147L187 151H185L186 148H185V150L182 149L183 147H181V146H179V145H177V144H178V142H182ZM249 137H250V138H249ZM254 137H255V138H254ZM260 137H261V138H260ZM176 138H178V139H176ZM202 138H203V137H202ZM202 138H201V139H202ZM224 138H226V140H229V142H230L232 145H230L228 141L226 142V141L224 140ZM243 138H246V139H243ZM256 138H257V139H256ZM262 138H263V139H262ZM163 139H164V140H163ZM165 139H166L167 141L172 140V142H171L172 144H171L170 142H167V143H166V142H165ZM233 139H234V140L236 139V143H235L234 145L236 146V144H238V146H239L238 149H237V147H236L237 150H235V148H233V147H235V146H233V143L231 142ZM237 139H240V143H244V144H243L244 146H241V144L237 143V142H239V141H237ZM248 139H249V140H248ZM154 140H155V142H154ZM174 140H175V141H174ZM185 140L183 139V142H182L183 144L181 143L182 146H184V145L186 144V143H185V142H186ZM234 140H233V142H235ZM246 140H247V142H246ZM149 141H150V142H149ZM152 141H153V142H152ZM176 141H178L177 144H176L178 147L174 144V143H176ZM248 141H249L250 145L248 144ZM251 141H252V142H251ZM261 141H262V142H261ZM259 142H260V143H259ZM188 143H189V142H188ZM200 143L202 144V146H201ZM216 143H221V144H223V146H224V147H220V146H219L220 144H218L217 148H219V152H218V149L214 148V147H216ZM255 143H256L257 146H255ZM257 143L260 144V145L263 143V144L261 145V146H263V147H261V146L258 145ZM168 144H169V147H167ZM173 144H174V146H173ZM181 144H180V145H181ZM209 144H212L213 146L210 147ZM154 145H155V146H154ZM157 146H158V147H157ZM221 146H222V145H221ZM159 147H160V148H159ZM166 147H167L169 150L172 148L171 151H170L169 153H168V149H167ZM186 147H187V146H186ZM225 147H226L227 149H226ZM231 147H232V150H233V149L235 150V151L233 150V153H232V151L229 149V148H231ZM260 147H261V148H260ZM177 148H178L179 150L181 149V151L183 150L185 153H187V152L191 153V155H192V159H191L189 156H188V157L186 156V157H184V158H181V156L179 157L181 151H179V153H178V149H177ZM204 148H205V150H204ZM220 148H222L221 151H220ZM240 148H241V149H240ZM166 149H167V151H166ZM175 149H176V150H175ZM196 149H197V152H195V154H193V153H194V150H196ZM202 149H203V150H202ZM215 149H216V151L220 154V157L217 156V153L215 152ZM174 150H175V151H174ZM229 150H230V152H231L232 154H234L235 158H237L236 156H238L237 159H238L241 163H243V165H242L239 161H236V159L233 158V155L231 156V155L228 154V155L226 156L227 153H230ZM238 150H239V155H236V154L238 153ZM247 150H248V153H247ZM249 150H250L251 153H249ZM176 151H177V152H176ZM199 151H200V152L202 151V152L200 153ZM244 151H245V153H244V157H243V155H241L242 157L240 158V157H239V156H240V153L242 152L241 154H243ZM172 152H171V153H172ZM174 152H176V154H174ZM203 152H204V153H203ZM206 152H207V153H206ZM208 152H209V153H208ZM213 152H214V154H213ZM220 152H222L223 154L220 153ZM234 152H236V154H235ZM185 153H182V156H185V155H184ZM210 153H211V155H210ZM231 153H230V154H231ZM196 154H197V157H196ZM219 154H218V155H219ZM247 154H249V157L246 156V159H245V155H247ZM174 155H175V156H174ZM187 155H188V153H187ZM191 155H190V156H191ZM193 155H194V156H193ZM213 155H214V156H213ZM173 156H174V157L177 156V157H178V160H174V157H173ZM230 156L232 157L233 160L231 161V160L229 159L230 161H229V160L227 161L228 157H230ZM177 157H176V158H177ZM193 157H194V158H193ZM195 157H196V158H195ZM169 158H171V159H169ZM221 158H222V160H221ZM241 159H242V160H241ZM209 160H210V161H209ZM234 160L237 162V164H239V167H238V165L235 166V167H237V168H235L236 170H234L233 167H232V169L229 168V166H233V165H235V161H234ZM214 162H215V163H214ZM206 163H207V165H206ZM216 164H217V165H216ZM221 164H222V165H221ZM223 164H225L228 168H227L225 165H223ZM228 164H230V165H228ZM244 164H245V166H246V165H247V166L245 167ZM209 165L212 167V169H211V167H209ZM218 165H220V166H218ZM213 166H215V167H213ZM249 166H250V168H249ZM225 167H226V168H225ZM251 167H252V169H251ZM257 167H258L261 171H263V172L260 173V170H258ZM213 168H214V170H213ZM216 168H220V169H216ZM238 168H239V169H238ZM253 168H254V169H253ZM208 169H211V171L209 172ZM244 169H245L246 171L243 172L242 170H244ZM248 169H250V171H249ZM255 169H256L259 173H258ZM218 170L222 173V175H220L221 173H219ZM226 170L229 171V172H227ZM253 170H254V171H253ZM206 171H208V172H207V175L209 174V176H208L209 179H208V177L206 178V176H205ZM214 171H215V172H214ZM247 171H248V172H247ZM201 172H202L203 174H202ZM204 172H205V173H204ZM226 172H227V173H226ZM237 172H238V174L236 175ZM239 172H241L240 174H242L243 178L240 177ZM250 172H253V173H254L255 177L257 178V179H256L257 181H259V177H260V178H261V181H259V182H262V184H261V183L257 184V183L254 181V180H255V179H254V178H255L254 175H253L252 173H250ZM212 173H214V175H213ZM217 173H218V174H217ZM228 173L231 175V177H230V176H227ZM233 173H234V174H233ZM246 173L252 174V175H250V176H252V177H254V178L250 177L249 174L247 175ZM223 174H224V175H223ZM229 174H228V175H229ZM258 174H260V175L263 174V175L260 176V175H258ZM203 175H204V176H203ZM216 175H217V176H216ZM234 175H235V176H234ZM219 176H221V178H220ZM224 176H225V177H224ZM232 176H233V177H232ZM245 176H248V178H245ZM226 177H227V178H226ZM237 177H239V178H237ZM205 178H206V179H205ZM213 178H214V180H219V183H220V184L218 183V181H216L217 184H218V188L216 187L217 185L213 184V183H214ZM215 178H216V179H215ZM229 178H231V179H229ZM240 178L242 179V182L244 181V179H245V182H250V183H249V186H247L248 183H246V184H247V185H246L244 182H243V185H242V183L240 182ZM249 178H250V180H249ZM251 178H252L253 180H252ZM190 179H191V178H190ZM190 179H189L188 181H190ZM221 179L223 180V182L221 181ZM227 179H229L228 182H226ZM232 179H233V180H232ZM238 179H239V180H238ZM246 179H247L248 181H246ZM262 179H263V180H262ZM195 180H196V181H195ZM201 180H202V183H203L204 185H202V183H200ZM209 180H210V182H209ZM224 180H225V182H224ZM204 181H206V182H204ZM220 181H221V182H220ZM231 181H233V182H231ZM236 181H237V182H236ZM251 181H253V182L255 183V186H253L252 188H250V186H252L251 183H253V182H251ZM216 182H215V183H216ZM210 183H212V184H210ZM229 183H231V184H229ZM254 183H253V184H254ZM223 184H224V185L227 184V185H225L226 188H225V186H224ZM260 184H261V186H260ZM205 185H206V186H205ZM210 185H211V186H210ZM212 185H213V189L215 188L216 190H215V189H214V190L212 189ZM219 185H223L224 188H223L222 186L220 187ZM231 185L233 186V188H232ZM236 185H238V187H237ZM244 185H246V186H244ZM258 185H259L261 188H263V189H260V190L262 191V193H261L260 191L257 190V189L259 188ZM175 186H177V187L180 186V188H179L180 191L178 190L177 187H176V189H175V188H174ZM196 186H197V188H195ZM227 186L230 187L231 190L233 189V190H232V193L234 192L233 195H236V194L238 193V194L236 195V197H235V196L233 197L234 200H231V202L229 201L230 198H229L228 196L230 195V197H231L232 194H231V190L228 189ZM239 186H240V187L242 186L243 189L240 188ZM183 187L186 188L187 191H186V190H185V191L188 192V193H185V195H186L187 197L181 192V191L185 192L184 189H183ZM191 187H192V188H191ZM198 187L201 188V189H199L200 192L197 191V190H198ZM207 187H209V188L207 189ZM219 187H220V189H219ZM234 187H235V188H234ZM244 187H245V189H244ZM257 187H258V188H257ZM172 188H173L174 190H172ZM193 188H194V189H193ZM202 188H203L204 190H203ZM221 188H222V189H221ZM247 188H248V189L250 188L251 191L249 190V192H248V191H247ZM253 188H256L257 192H256V190H254V191H255V193H254V191L252 190ZM217 189H218V190H217ZM223 189H225V191L227 190V193H228V194H226L225 199H224L222 196H220V195H218V194L216 193L217 191L222 192ZM234 189H235L236 193H235ZM236 189H237L239 192H238ZM240 189H241V190H240ZM191 190H192V191H191ZM244 190H245L246 192H245ZM172 191H173V192H172ZM175 191H176V192H175ZM177 191H178V193H177ZM205 191H207V192H205ZM211 191H213V194H212ZM215 191H216V192H215ZM225 191H224V193H225ZM241 191H242V192H241ZM252 191H253L254 195L257 196V198H256V196L252 195V194H253V193H251ZM201 192H202L203 194H202ZM258 192H259V195H257ZM173 193H174V194H173ZM176 193H177V194H176ZM194 193L196 194V196H198V198L202 197V195H203L202 198H204V196H206L205 199H207V200H206L207 202L210 201L209 198L212 196L211 201H210V202H212L211 204H213V203H215V202L220 203V201H221L220 205H221L222 203H225V205L222 204L221 206H219L218 203H217V204L215 203L216 205L213 204L212 206L209 207L208 205H210V204H209L210 202L207 204V202H205L204 199H198V198H196V196H195ZM207 193H209L210 195L212 194V195L210 196V195H208ZM247 193H249V195H248ZM215 194H217L218 196L215 195ZM245 194H246L249 198H248V197L246 198V197H245ZM199 195H201V196L199 197ZM207 195H208V196H207ZM213 195H215V196H213ZM222 195L224 196V194H222ZM227 195H228V196H227ZM240 195H241V196H240ZM243 195H244V196H243ZM189 196H190V197H189ZM219 196H220V197H219ZM238 196H239L240 198H239ZM250 196H253V198H251ZM258 196H259V198H258ZM218 197L220 198V201L214 200V199H216V198H218ZM243 198H245V200H246V199H247V200L245 201V200H243ZM191 199H190V200H191ZM222 199H223V200H222ZM231 199H232V198H231ZM235 199H236V200H235ZM252 199H255V203L252 202ZM197 200H198V201H197ZM199 200H201V201H199ZM208 200H209V201H208ZM213 200H214V201H213ZM224 200H225V202H223ZM239 200H241V201H239ZM228 201H229V203H228ZM236 201H238V202H236ZM250 201H251V202H250ZM257 201H258V200H257ZM198 202H199V203L202 202L201 205H200V207H198V206H199V203H198ZM234 202H235V203H234ZM246 202H247V203H246ZM226 203H228V205H227ZM230 203H232V205H231ZM236 203H237L238 205H237ZM244 203H246V204H244ZM248 203H252V204L254 203V205H252V204H248ZM206 204H207V206H206ZM229 205H230V206H229ZM202 206H203V208H202ZM218 206H219V207H222V206H223V207L219 209ZM250 206H251V208H249ZM262 206H261V207H262ZM189 207H190V206H189ZM204 207H206V208H204ZM208 207L210 208V210H208ZM213 207H214V208H213ZM215 207H218V208H215ZM224 207H226L227 209L223 210ZM246 207H247V208H246ZM200 209H201V210H200ZM206 209H207V210H206ZM211 209H212V210H211ZM213 209H214V210H213ZM216 209H217L218 211H220V212H217ZM244 209H245V210H244ZM246 209H248V210H246ZM254 209H255V210H254ZM259 209H260V210H259ZM231 210H232V211H231ZM242 210H244V212H243ZM261 210H262V211H261ZM212 211L214 212V214L212 213ZM249 211H250V212H249ZM216 212H217V213H216ZM232 212H233V213H232ZM246 212H247V213H246ZM219 213H220V214H219ZM244 213L246 214V216H245ZM255 213L252 214V215L250 216V218H253L254 215H255V217H257V215H256L257 213H256V214H255ZM262 213H263V214H262ZM243 214H244V215H243ZM262 215H263V216H262ZM237 216H239V214H238ZM251 220H252V219H251ZM251 220H250V221H251ZM253 220H254V218H253ZM253 220H252V221H253ZM252 221H251V224H252ZM253 222H254V221H253ZM253 226H254V227H253ZM253 226L251 225V228L253 227L252 230L255 229V225H254V224H253Z\"/></svg>",
	"mask_w": 264,
	"mask_h": 264
},
{
	"label": "built area",
	"instance_id": "obj_4",
	"mask_svg": "<svg viewBox=\"0 0 264 264\" xmlns=\"http://www.w3.org/2000/svg\"><path fill=\"white\" fill-rule=\"evenodd\" d=\"M257 117H258L261 121L264 122V116H260V115H258Z\"/></svg>",
	"mask_w": 264,
	"mask_h": 264
}]
</instances>
